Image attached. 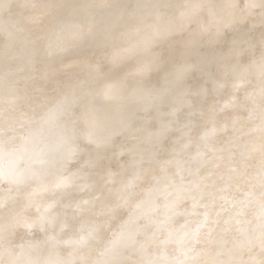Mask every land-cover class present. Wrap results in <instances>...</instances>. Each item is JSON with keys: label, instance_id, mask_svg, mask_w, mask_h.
Returning <instances> with one entry per match:
<instances>
[{"label": "bare ground", "instance_id": "bare-ground-1", "mask_svg": "<svg viewBox=\"0 0 264 264\" xmlns=\"http://www.w3.org/2000/svg\"><path fill=\"white\" fill-rule=\"evenodd\" d=\"M15 1H17V0H15ZM23 1V0H22ZM25 1H28V0H25ZM33 1V2H32ZM32 1H28V2H25V5H26V3L29 5V4H31L32 5V3H34L33 4V6H31V5H29V7H30V9H32L31 7H33L34 9L32 10V11H30V13L33 15V17L37 20V19H39V18H41V21H47L48 19V17H49V14H51L52 13V15L55 13L56 14V11H57V9L58 10H60L61 12H65L63 9V7L61 8V4H62V6H64L65 4H66V2H65V0L61 3V0H59V1H57L56 0V2L58 3H60V5H58V6H56V8H55V6H52V4L54 3V2H51V3H49V0H47L48 1V3H47V1H45L44 0V3H39V4H41V5H39L38 6V4L37 3H35L34 2V0H32ZM41 1H43V0H41ZM50 1H52V0H50ZM69 3L72 1L73 2V5L72 6H74L75 4H74V2H75V0H67ZM77 2H78V0H76ZM80 1V0H79ZM85 1H87V0H84L83 2H84V6H83V3L81 4L80 2H79V4H78V10L80 9V8H83L84 7V9H86L85 11H83V12H86L87 10H88V8H87V5L89 4V6L88 7H90V10L92 11V15H93V13H95V14H101L102 16H100V15H98V16H100L99 18V20H101L102 18L101 17H106V14L105 13H103V12H101V9L103 8V7H101V9H100V12H99V9H97V8H95V5L97 4V7H100L101 5L100 4H105V3H108V2H102V0H91L90 2H88V4H86V7H85ZM104 1V0H103ZM105 1H109V0H105ZM114 1V4H116L115 3V0H113ZM113 1H110V2H113ZM125 1V0H124ZM136 0H134V2H135ZM142 1V0H141ZM140 1V2H141ZM150 2H151V0H149ZM155 0H153L152 2H154ZM158 2H159V4H164L163 2H166L165 0H163L162 2H161V0L159 1V0H157ZM168 1H172V0H168ZM167 1V2H168ZM176 1V0H175ZM175 1H173L172 3H174V4H179V6H178V4L177 5H175L176 6V8L175 7H172V6H174V5H172V3H170V4H167V3H165L164 5L166 6V4L169 6V5H171V6H163L162 4V8H161V6L158 4V6H160V7H158L157 6V4H155L157 7H158V9H157V7L155 8V6H154V3L156 2H154L153 3V6H151L150 5V2H148V1H144L145 2V4H146V2H148L145 6H146V8H148L149 7V5L152 7V8H155V10L154 11H158V10H161V9H163V7H165V8H167L165 11H167V10H170L172 13L173 12H177V11H179V12H177V14H176V16H174L173 14H171L170 12L169 13H167V12H165V14H167V17L169 16L168 14H170V15H173V18H170V19H172V20H174V17H176V18H178L179 19V17H181L180 19L181 20H184L183 18H186L187 17V19L190 21V24H191V26H193L194 25V22L192 23L191 22V18L194 20V19H198L199 18V15L197 14V13H201V11L204 9V8H206L208 5L209 6H211V2L209 3V1H211V0H207L208 2H206V0H205V2L206 3H208V4H206L203 0H202V2H204L205 4H203L202 2H201V0H195V1H191V0H189V3L190 4H193V2H196L194 5H192L191 7H193L192 8V10H194V8H195V12H193V15H194V13H196V10H198L197 11V13H196V15H198L197 16V18H195L193 15V17H191V14L190 15H188V13H187V15L188 16H190V17H188V16H186V15H184L183 13V15L182 16H186V17H182V16H180L181 14H178V13H180V12H184V11H186V10H184V8H183V5L185 4V3H188V1H186L185 0V3L183 4V0H181V3L183 4V5H181L180 4V0L179 1H177L176 3H175ZM191 1V2H190ZM213 1V0H212ZM218 1V0H217ZM223 1V0H222ZM225 2H221V0H220V2L221 3H218V2H215V0H214V2H215V4H222V3H224L225 4V9L223 8V4L221 5V8H222V12H224V10H227V12L229 11H231V10H229V7H228V9H226L227 8V4L229 3V5L230 4H232L231 3V0H227V4H226V0H224ZM230 1V2H229ZM244 0H242V4L244 3L243 2ZM245 1H247V0H245ZM249 1H251V2H249ZM254 1L255 0H248L247 1V4H246V6H249L250 8H252L253 10H255V9H257V8H259V9H257L256 11H258V10H260L262 7H260L261 5H262V3H264V2H262L263 0H260V1H255V2H261V3H259V5L260 6H254L253 4H251L252 2L254 3ZM12 2H14V0L12 1ZM18 2H20V0H18ZM31 2V3H30ZM55 2V3H56ZM71 2V3H72ZM116 2H119V0H116ZM123 0H121V5H120V2H119V6H117V9H119L118 10V13H119V11H120V13L121 14H118L117 13V11L116 10H114V9H116L115 7H114V9H113V11H109V12H106V13H110V14H112L114 11L116 12V14H118V16L120 17V15H122V16H124V19H123V17H122V19L123 20H125L126 18L125 17H127V15H128V12L131 10V8H133V6H130L129 8H130V10H129V8H126V7H123V6H126L127 4L126 3H128L129 2V0H127V2L125 3L124 2V4H126V5H124L123 3ZM130 2H131V0H130ZM132 2H133V0H132ZM131 2V3H132ZM133 2V4H135ZM138 1H136V3H137ZM140 2H139V4H140ZM143 2V1H142ZM198 2V3H197ZM199 2L200 3H202L201 5L199 4ZM213 2V3H214ZM237 3V1H233V3ZM249 2V3H248ZM17 3V2H16ZM16 3H13L14 5L16 4ZM21 3V2H20ZM65 3V4H64ZM76 3V2H75ZM131 3H128V6H129V4H131ZM157 3V2H156ZM169 3V2H168ZM188 3V7L189 8H191L190 7V4ZM246 3V2H245ZM23 4V6H24V3H21L20 5H22ZM35 4H37V6L35 5ZM42 4H43V6H42ZM110 6H111V4L110 3H108ZM113 4V3H112ZM116 4V5H117ZM122 4H123V6H122ZM139 4H136L137 6H135L132 10H134V9H136V7H139L140 5ZM142 4H144V3H141V5ZM149 4V5H148ZM200 5V6H198V5ZM241 4V5H242ZM248 4H250V5H248ZM254 4H256V5H258L257 3H254ZM12 4H11V1L10 0H0V36H2L4 39V46H2V45H0V46H2V48L0 49V92L1 93H4V94H2L3 96L1 97L2 98V100L0 99V105L2 104V105H4L5 104V102L6 101H10L9 103H11V101H13V99L11 100H9V97L11 98L13 95H14V93H15V91L17 92L18 90H19V88H16V86L14 87V86H11V83L10 82H12L13 80H17L19 77H17V78H13L15 75H17V76H19V75H21L22 76V74H23V72H24V74H25V71H23V72H21V70H26V66L27 67H31L30 65V62H31V60L33 59V60H36V62L38 63L39 62V60L37 61V59L35 58V57H32L31 58V56L33 55V54H35L36 53V55H37V53H39L40 52V50H41V48H40V50L38 51V52H35V51H37V49H36V47L34 48V49H36V50H34V49H32V47H34L35 45H33L34 43H33V41L35 42V44H37L36 46H39L40 44H41V47L42 46H44V47H42V48H44L45 50H44V54L46 55V52H47V50L49 51V52H55V51H60L59 53L58 52H56L57 53V55H59L60 53H61V55L60 56H58V57H63V58H65L66 56H63L62 54H63V52H65L66 50L65 49H67V47H68V45L67 46H65L66 45V42H65V39H68V35H70L71 36V34H69L68 32H70L71 31V29H72V36H73V34L74 33H76V35H78V34H80V35H82L81 33L82 32H80V31H78V32H76V29L75 28H77L78 27V29H80V27L81 26H84L85 25V23L87 24L88 22H85L84 23V21H87L88 19L90 20V22L94 19V21H95V19L96 20H98V17H95V18H93V16L95 15H91V11H89L88 13H83L82 12V10H84V9H82V10H80V12L82 13V16H80L81 18L83 17V15H85L84 17L85 18H87V16H88V14L90 15V18H88V19H85V20H83V19H81V18H79V19H81L83 22H81V21H79L77 18H78V16H77V14H75L76 12H74L73 14H71V12L69 13V14H67L66 12V14H67V16H66V18L64 17L63 18V16H65L66 14L65 13H63V16H61L59 19H57L56 17H58V16H60V11H58V12H60L59 14H58V16H55V18H56V22H55V24L54 25H51V24H53V22L55 21V19H54V21H52L51 22V20H53V19H51V17H52V15H51V17H50V19L51 20H48L49 21V24L51 25V26H54V27H51V29L52 28H54L52 31H50L51 33H47L48 35H49V37L46 35V33L45 32H43L42 30H44V29H46V27L47 26H49L47 23H45V21H44V23L42 24H40V19H39V21L37 22V24L39 23L40 25H41V27H40V25H37V27H35L36 26V24H35V22H33L34 21V19H30V20H28L27 18L29 17H24V16H27V14H26V10H22L24 7H19L20 9H21V11H24L25 12V14H24V16L22 15L23 14V12H21V15L23 16V18H26V20H28L27 22L28 23H30V21L31 22H33L34 24H32V23H30L32 26H30V24H28L27 26H28V28H29V26H30V29L32 28V31H33V29L35 30H37V28H39L40 30L42 29V27H44V24H45V28L44 29H42L41 31L38 29V31H40V33H44L43 35L45 36V38L44 39H46L47 37V42L46 41H44V39H42V34H40L38 31H37V34L39 33L40 34V37H41V39L40 40H42V41H44V42H46V44L44 45L43 43H40V41L39 40H33V38H35V39H37V36H35L36 35V33H35V31L32 33L31 32V30H30V32L28 31L29 29L27 28V26H26V28H25V26H23V27H21L24 23H23V21L21 22L20 21V23H19V25H15V24H17V22L19 21V20H17V21H15V23L13 24V23H11V24H13V25H15V26H13V27H16L17 26V31H15L14 32V30H13V27L12 28H10V26H12V25H8V18L7 17H5V19H4V17H2L1 16V12L3 11V10H7V11H10L11 9H10V7H13V5L11 6ZM17 5V4H16ZM15 5V6H16ZM19 5V4H18ZM28 5L27 6H25V9H26V7H27V9L29 8L28 7ZM54 5V4H53ZM68 5V3L66 4V6ZM70 4H69V8H70V10H71V8H72V6H71ZM81 5H82V7H81ZM108 5V6H109ZM139 5V6H138ZM186 5V4H185ZM196 5V6H195ZM203 5V6H202ZM207 5V6H206ZM228 5V6H229ZM244 5V4H243ZM242 5V6H243ZM251 5H252V7H251ZM40 7L41 6V8H39L40 9V11L37 9V11L36 12H34V10H36V8L35 7ZM65 6V7H66ZM71 6V7H70ZM77 6V5H76ZM76 6H74L75 8V11H77L76 10ZM79 6H80V8H79ZM103 6V5H102ZM105 7L104 8H106V5H104ZM123 7L122 9L121 8H118V7ZM144 6V7H145ZM148 6V7H147ZM182 7V9L184 10H182V11H180L181 9V7ZM198 6V7H197ZM202 6V8H201V10H199L198 8L199 7H201ZM206 6V7H205ZM219 6V5H218ZM231 6H234V5H231ZM231 6H230V8H231ZM242 6H239V7H236V5H235V7H232L233 9L232 10H234V8H235V11H236V15L235 16H237L238 15V13H239V18H237V20L239 21H241V18H242V14H244V13H246L247 14V11H248V16L249 17H251V15H252V17L253 16H256V15H254V14H256V12L255 11H252L253 13L251 14V15H249V10H244V9H248V7L247 8H245L246 6H244V9H243V7ZM256 7L255 9H254V7ZM58 7H60V8H58ZM93 7V8H92ZM142 8H140L139 10H137V11H139V13L137 12V15L139 14H142V12H140V10L141 9H143L144 10V8H143V6H141ZM151 7L149 8L150 9V12H154V11H152V9H151ZM177 7H178V9L179 10H177ZM180 7V8H179ZM17 9H18V7H16ZM16 8L14 7L13 9L16 11ZM97 9L98 10V12H97V10H95V9ZM113 8V7H112ZM126 8V9H125ZM161 8V9H160ZM170 8H172V9H174V10H172V9H170ZM185 8H187V7H185ZM209 8V7H208ZM208 8H206V11L207 12H209L208 14L210 15V13L212 12V11H214V9L213 10H207ZM213 8H215V11H218L217 10V7H216V5H215V7L213 6ZM238 8L240 9V8H242L243 9V11H245V12H243L242 11V9L240 10V11H242L243 13H241V15H240V12H237V10H238ZM249 8V9H250ZM12 9V10H13ZM65 9H67V8H65ZM73 8H72V10H74ZM93 9V10H92ZM122 10V12H121V10ZM176 9V10H175ZM188 9V8H187ZM219 9V8H218ZM224 9V10H223ZM263 9H264V4H263ZM263 9H261V10H263ZM10 11V12H13V14H14V11ZM95 10V11H94ZM108 10H112L111 9V7L108 9H103L102 11H108ZM124 10H126V11H124ZM131 10V11H132ZM188 10H190V9H188ZM18 11V10H17ZM94 11V12H93ZM130 11V12H131ZM144 11H146V10H144ZM203 11H205V10H203ZM202 11V12H203ZM215 11H214V15L217 13V15L216 16H219V14H218V12H216L215 13ZM219 11H220V9H219ZM5 12V11H4ZM19 11H18V13H20ZM67 12H69V10L67 9ZM73 12V11H72ZM78 13V11H77V13L78 14H81V13ZM114 12V13H115ZM125 12V14L127 13V15L125 16V14H123ZM134 12H135V10H134ZM134 12L132 11V13H130L129 15H130V20L127 18V20H125V22L123 21V20H121V21H123V22H121L119 19L121 18H119V17H117V18H119L118 20H117V18H116V22L118 23L119 22V24H123L124 25V28H122L123 26L121 25H117V23L115 22V18H114V22L116 23L115 24V26L113 27L112 25L114 24L113 23V20H112V17L110 16V15H107V17L106 18H103L102 19V21H104V19H105V23H107V24H109L110 25V23H112V25H110V27H109V25L107 26H105V28L107 27V29H105V28H103L102 27V25L103 24H105V23H102V21H99L101 24V26L99 25V22L98 21H96V22H98V23H96V22H94V21H92L91 23L93 24V25H91V23L89 22L88 24H90L89 26H92V29H94L95 28V32H94V34L93 33H88V30L89 31H91V28H89V26L88 27H83V28H89L88 30L86 29V31L84 30V29H80V30H84L85 31V33H87L88 35L89 34H91L90 35V37H92V35H93V38H91L92 39V41L90 42L89 41V39H90V37L88 38V40L87 39H83V38H81V40L83 39L84 41H89L90 43H91V45H93V48H92V46L90 47L89 45H88V43H86L88 46H86V47H88L89 49L86 51V49H85V47H83L84 45H86L85 44V42H83V46H82V44L80 43L81 41H77L78 43H80V45L82 46H78V47H81L82 49H85V50H82L81 48H79V49H81L83 52H81L79 55H82V56H80V57H83V55H85V56H87L86 55V52H88L89 51V54H88V56H87V58L89 57V55H90V51H91V49L90 48H92V50L94 49V47H95V45H97V46H99V47H95V49L94 50H99V51H101V50H103L102 52H104L103 54H102V52H101V54L99 53V51L97 50V51H95V52H97V53H99V55L100 56H102L103 55V58H102V61L101 62H103V64L101 63H99L100 64V66H98V67H92L91 69H89V70H87L86 72H84L85 73V75L83 76L84 77V81L83 80H81V78H80V76H79V78H80V80L81 81H78V82H82L83 81V84H84V82H85V84H87V86H89V91H90V88H91V86L94 88V86H96V85H98L99 86V88H100V85L101 86H104L105 88V91H106V93H105V95H107V96H109V95H112V97H110V98H112V99H108V97L107 96H105V97H99V95H98V93L97 92H99L98 91V89H96L97 90V92H92V91H94V90H91V94H89V96L90 95H92V93H93V97L94 96H96L95 94L97 93V95H98V97L97 98H101L100 99V101L96 98V97H94L95 99H97V101L95 100V102H92V101H94L93 99L91 100V103H98V102H100V103H98L97 105L100 107H98V108H95L94 107V109L92 110V107H93V105L92 104H90V107H88L86 110H85V112H84V118H85V120H84V126H83V131L80 133V134H82V136L81 135H79V134H76V135H78V136H81L80 138H84V139H81V140H85L86 142H84L83 141V143H89L90 145L92 144V146H94V141L95 140H97V139H99L100 141H102L103 143H100V141H99V143L101 144V146L105 143V141H106V143L107 142H111V138L109 139V141H107V139H108V137H110V135H112L113 133H118V131H120V130H124V129H122V128H125L126 126H128L129 124H130V127H132V129L134 128V126L132 125L131 126V123L133 124V122L131 121V119H132V116L135 118V114L137 115V114H139V112L141 113V111H139L138 109H143V113H144V116L146 115V116H149L148 115V111L149 110H153V112H155L156 111V107L159 109V107H161L160 108V111L158 112V111H156V112H158V114L156 115V117L154 116V115H152L151 117H153L154 116V119H155V121H154V119L152 120V119H150L149 120V123L151 122V121H154V122H156L155 124H156V130L154 131V127H155V125H154V127H153V132H152V130H151V135H152V133L153 134H155L156 133V135H153L154 137H151L150 139H146L145 140V138H144V136L145 137H147L146 136V134H149V133H147L148 132V130H149V127H148V129H145L146 131H144V134H145V132H146V134L144 135L143 134V132L141 131V129H140V127H142V129L144 128L143 126H141V125H143V123L141 124V122L142 121H139V120H134V121H136V123L138 122H140L138 125L137 124H134L135 125V127H136V129L134 130V132H136V130H137V132L138 133H141V134H143V135H141L142 136V138L145 140H143V142L142 143H138V142H135V140L133 141V142H135V145L136 146H130V147H128V149H126L127 150V152H126V150H125V153L126 154H124V161H119L116 165H112V164H109V163H106V164H102L101 166H103L104 165V167H103V170L101 171V174L99 175L100 177H102V176H106L107 178H108V184L106 185V187H105V189L98 195V196H96V197H94V198H92L91 199V201H90V203H89V206H90V208H91V210H92V213H93V215H94V217L96 218V220H97V224H98V227H99V229H101V231H99V232H101V240L99 241V243L98 244H95L94 246H93V248L92 249H90V250H80V251H70V252H66V254H56L55 256L54 255H50L49 254V252H47V250H44V251H41V250H39L40 248H37V246H35V245H29V246H24V247H22L21 249L20 248H18L17 246H16V250L14 249V248H12L14 251V253H8L7 254V251H8V249H5L4 248V250H6V251H4V252H6V254H4V252L2 253V252H0V264H229V262L231 261V263L230 264H235V262H237V261H239V260H241L242 261V259L244 260L245 258H242L241 259V254L239 253V251L240 252H244V251H241L242 249V247L245 249L246 247H244V246H247V245H249V246H252V247H250V249L252 248H254L255 249V247H253L254 245H257L256 246V250L257 249H263L264 248V234L262 235V233L264 232H261V229H262V227H263V223H261V222H245V224L246 225H244L243 223V226H244V228H242L241 229V231H240V234L238 235V236H240V238H236V236H235V240L234 239H232V243L230 242L229 244L230 245H232V246H229V244L228 245H226V244H224L225 242L226 243H228L226 240H224V239H221V238H219V236H220V234L225 230V228L228 226V225H230L233 221L232 220H234L233 218H227V219H225V221H223V220H219L218 218H217V216L215 217V214L218 212V211H221L222 209H225L229 214H232V216H234L235 218H237V217H240L242 214H243V211L249 206V208H250V206H252V208H254V210H252L251 208H250V210H252V211H257L256 209H258V211H260L262 208H264V100H261L260 101V103L258 104V106L257 107H255V105L257 104V101H259V99H257V101H256V103H255V105H252V106H254L255 108H252V110L254 109H257V110H255L256 112L255 113H257V116H258V118L255 116L254 117V119L256 118L257 120V122L254 124V119L250 116V117H248L249 115H251V113H253V111L248 115V116H246V115H244L243 113V115L241 114V107H240V104L238 103L239 102V100L241 99L240 97L241 96H243V95H241V96H239V98L240 99H237L236 97H234V103H232L233 102V100H232V102H230V103H228L230 106H228V105H226L227 107L226 108H224V109H221V110H219L217 113L215 112V110H214V107L216 106V105H213L212 104V100L214 99V98H216V97H218L219 96V93H220V90L221 91H223V89H225L226 88V91L227 92H229L230 94H232L233 93V89H232V85H234L235 84V82L233 83V80H235L236 78H237V80H238V85H242L243 84V87H244V85L246 84H248L247 83V81H246V78H247V80H248V82L250 81V83H251V81H253V83H257L256 84V86L258 85V87H256V86H254L253 85V87H256L255 89H257L258 88V90H261L262 89V87H264V81H262V78H263V80H264V77L262 76V71L264 70L263 68L264 67H262V68H260L261 66H263L262 64H261V60H259V62L257 63V61H256V63H255V61L254 60H256L257 58H255L254 59V57L253 58H251V59H254L253 60V62H251V64L249 63V65H246V64H244V65H246V66H244V65H242V63L240 64V63H238V65L237 64H235V62H233L232 63V61H231V57L229 58V56H228V58L230 59H227V60H229V63L231 62V66L229 67V68H224L223 66V62L224 61H226V58H227V54H231V56H232V54L234 53V51H236V50H234V49H236V45L238 44V43H240L239 41H238V38L239 37H241L242 38V40H243V42H241V44L242 45H244V41H246V44L247 45H245V46H243L244 48H247V47H249V49H250V46H251V42H252V44L254 43V41L257 39L258 40V42H261V43H259L260 45H257V46H261V45H264V43H263V36H264V31H262V32H260V30H263L264 29V24H263V22H264V18L262 19V17H264V16H258L259 15V13L258 12H260V11H258L257 12V17L259 18V17H261V18H259V20L260 19H262V21L260 20V21H258V19H257V26H255L256 25V23H255V28L257 27V29H258V25H260V23L261 24H263L262 26H259L260 28H259V32L260 33H262L261 35H262V39H261V41L258 39V37L256 36V33H254V32H256L257 31V29H255L254 27H251L252 26V23L251 22H253V20H251L252 19V17L251 18H249V19H243V18H245L247 15L246 14H244L245 15V17L243 16V23H244V21L246 20V22H245V25L247 24H251V30H253L252 28H254L255 30H254V35L255 36H253V35H248V33H249V31L251 32V30H250V27H249V30L247 29V30H245V32L244 31H242L243 33H246V35L248 36V37H246V36H241L242 34L240 33L241 31L240 30H238L239 28H240V26H238V21H236V17L234 18V14H235V12H233V13H229L231 16H230V18H231V20H228L229 19V14H228V16H227V14H225L226 13V11H225V15H224V20H225V17H226V20H228L227 22H228V24H227V22H223L224 24H225V27H227L228 25L230 26V24H229V22H235L234 24H236V27H235V25H234V27L237 29H235L237 32H234V34H232L233 36H231L232 37V39L235 37V36H239L238 38L236 37V41H237V43H236V45H234V46H232L233 45V41H231V39H230V41L231 42H233L232 44H227L228 42V40L227 41H225L224 40V38H223V36L221 37V35L222 34H224V32H222V30H225V28H223L222 26V24H221V22H220V24L217 22V21H219V20H223V19H221V18H223V17H221V15L219 16L220 17V19H218V17H216L215 16V20L214 19H212L211 17H213V12L211 13V15L210 16H207V17H205L206 16V12H204L203 13V15H201L203 18H201V19H206V18H208V19H206V20H209V21H206L205 20V22H210V21H214V22H212L211 23V25H215V27H217V28H219V25H220V27H222L223 29L221 30V28H220V31L219 32H221V33H218V35H220V37L219 36H216V35H214L213 33H211V31H210V34H213L214 36H216L215 37V39H220V38H223V39H221L222 41H223V43L219 40L218 42H220L221 44L220 45H222L223 44V46L225 45V44H227V46L226 47H228L229 46V49L231 50V48L233 49L232 51H233V53L231 52H229L230 50H228V48H226L227 50H228V52H227V50H225V48L223 47V49H224V51H223V49H220V50H222L224 53H223V57H224V61L222 62V60H221V62H222V64H220L219 62H220V55H219V58H218V56L216 55V57H217V60L215 59L216 57L214 56L215 54L214 53H212V54H214V55H212V56H214L215 58H213V59H210L211 57H209V58H207L208 56H211V55H209L208 54V52H207V48L205 47L206 46V42H205V44H203L202 42H203V40L201 41V42H199L200 41V39L199 38H197V40H196V36L199 34H197L196 33V31H197V29H199V28H197V29H195V28H193V29H195L196 31H194V30H192L191 29V27H186L185 28V30H184V28L182 29V26H186L187 24L185 23V20H187V19H185L184 20V22H182L181 24H182V26H181V24L180 23H177L176 22V18H175V20L174 21H172L171 20V22H173V23H177V26H179L178 24H180V28H179V34H178V32L176 31V29L178 30V27L176 26V24H173V23H171V22H169L168 21V18H166L165 16H163V17H165L166 18V23H164V18L162 19V17L160 18V16H162V15H158V12H157V14H154V13H152L151 15H150V13L148 12V11H146V14H142L145 18V21H143L144 19H143V17H141L142 15H140V16H138V18L139 19H137V17H136V19H132V17H134V16H131V14H134ZM187 12V11H186ZM185 12V13H186ZM190 12H191V10H190ZM255 12V13H254ZM262 12V11H261ZM264 12V11H263ZM262 12V15H264V13ZM7 15H6V14ZM3 15L4 16H8L11 20H10V22L11 21H13V18L14 17H12V13H9V12H5ZM17 13V14H18ZM27 13H28V10H27ZM30 13H28V15H30ZM164 14V11L163 12H159V14ZM206 13V14H205ZM8 14H10V15H8ZM12 14V15H11ZM15 14H16V12H15ZM54 14V15H55ZM56 14V15H57ZM65 14V15H64ZM103 14H105V16H103ZM115 14V15H116ZM148 14V15H147ZM175 14V13H174ZM20 14L17 16V15H15V17L17 16L18 18H15V20L16 19H19L20 18V16H21ZM32 15H31V18H33L32 17ZM48 15V17H46V16ZM54 15H53V17L52 18H54ZM62 15V14H61ZM69 15V16H68ZM73 15H76L77 16V18L76 17H74ZM87 15V16H86ZM97 15H95V16H97ZM134 15H136V14H134ZM223 15V14H222ZM14 16V15H13ZM45 16V18L47 19H42L43 17ZM71 16H73V18L71 17ZM111 17V20H112V22H110L109 23V21H111L110 20V18L109 17ZM112 16H114L113 14H112ZM146 16H148L147 18H146ZM159 16V18H160V21H162V26H164V24H165V29L167 28V26H168V23L169 24H172V26H175V27H177V28H175L174 27V31H176L177 33H175V32H173V30H172V28H171V30H172V34H173V39H172V41H171V37H172V34L170 33V31H169V27L167 28L168 29V32H166L167 30H165V29H163V31H164V33L163 34H167L168 36H170V37H168L167 35V37H168V39H165V35H164V37H161V39L162 38H164L165 40H163L164 41V43L162 42V40L159 38V35H160V33L161 32H163V31H160V30H162V26H161V23H159V25H160V30L158 31V32H160L159 33V35H158V32L155 30L156 29V26H159V25H156L157 23H155L154 22V19L156 18V17H158ZM232 16H233V18L235 19V21L232 19ZM92 17V18H91ZM129 17V16H128ZM141 17V18H140ZM211 19H210V18ZM241 17V18H240ZM63 18V19H62ZM254 18V17H253ZM73 19H75V21H77L78 20V25L76 24L77 22H75ZM107 19H109V21L108 22H106L107 21ZM177 19V21H180L181 22V20H178ZM201 19H199V20H197V22L198 21H200ZM21 20V19H20ZM26 20L24 19V21L26 22ZM129 20V22H132V23H128L127 21ZM133 20V21H132ZM137 20H141V22L143 21L144 23H142L141 24V27H138V28H136L134 25V23L137 21ZM192 20V21H193ZM250 22V23H248V21ZM254 20H256V18H254ZM135 21V22H134ZM157 21V20H156ZM159 21V20H158ZM157 21V22H158ZM159 21V22H160ZM189 21H186L187 23L189 22ZM195 21V20H194ZM239 21V22H240ZM72 22H73V24H76V26L74 27V25H72ZM75 22V23H74ZM81 22V23H80ZM121 22V23H120ZM134 22V23H133ZM196 22V21H195ZM218 24V26H217V24ZM255 22V21H254ZM254 22H253V24H254ZM260 22V23H259ZM71 23V24H70ZM80 23V24H79ZM200 23V22H199ZM213 23H215V24H213ZM233 23H232V25H233ZM242 22L240 23V24H243ZM10 24V23H9ZM47 24V25H46ZM57 24V25H56ZM97 25L98 24V26H96L95 27V25ZM189 23H188V25H190ZM239 24V25H240ZM56 25V26H55ZM71 25V26H70ZM156 25V26H155ZM167 25V26H166ZM197 25V27H198V25L199 24H195L194 25V27ZM200 25H205L203 22H202V24H200ZM199 25V26H200ZM207 25H208V23H207ZM210 25V24H209ZM210 25V26H211ZM244 25V24H243ZM39 26V27H38ZM73 26V27H72ZM94 26V27H93ZM111 26H112V28H115V29H113V30H115V32L117 33H115L114 31H112V30H110V29H112L111 28ZM116 26H118V27H121V29L119 28V29H117L116 28ZM138 26H139V23H138ZM170 27H172L171 25H169ZM212 26V27H213ZM242 26V25H241ZM9 27V28H8ZM19 27H21V29L19 28ZM34 27V28H33ZM72 27V28H71ZM231 27V26H230ZM234 27H232L233 28V30H232V32L233 31H235L234 30ZM237 27H239V28H237ZM261 27H263V29L261 28ZM19 28V29H18ZM158 28V29H159ZM188 28H190V31L192 30V31H194V33H196L194 36L195 37H193V39H192V37H190L188 40H187V38L186 39H183V37H187V35L185 36L184 34L187 32V31H189V29ZM201 28H203L202 26H200V29ZM229 28V27H228ZM228 28H226V30L227 31H229V33H230V28L228 29ZM15 30H16V28H14ZM49 29V28H48ZM47 29V30H48ZM69 29H70V31H69ZM157 29V30H158ZM188 29V30H187ZM199 29V30H200ZM209 30L210 29H212V30H215L216 28H211V27H209L208 28ZM47 30H44V31H47ZM117 30V31H116ZM118 30H121V31H118ZM181 30H184L183 31V34L181 33L180 34V32H181ZM187 30V31H186ZM198 30V31H199ZM217 30H219V29H217ZM215 31L216 33L218 32V31ZM107 31H111L110 33L109 32H107ZM201 31H205L204 30V28H203V30H200V32ZM248 31V32H247ZM257 31V32H258ZM28 32V34L30 33V34H34L33 36H35V37H31L32 38V44L30 43V41L28 42L29 44H27V43H25L24 44V46L26 45H30V46H28V47H30L29 48V50L31 51V49L32 50H34V52L33 51H31V52H33L32 54H30V56H28V52H27V48H26V46L24 47L23 45L22 46H20L22 43L20 42V40H22V38L23 37H20L21 36V34H26ZM70 32V33H71ZM93 32V31H92ZM122 32V33H121ZM231 32V33H232ZM257 33V35L258 34H260V33ZM84 32H83V34H85ZM114 35H113V34ZM168 33H170V34H168ZM193 32L192 33H189V32H187L186 34H190L189 36H191V34H194ZM206 33V32H205ZM226 33L227 32H225V34L224 35H226ZM239 33H240V35H239ZM252 33V34H253ZM27 34V35H28ZM29 34V35H30ZM87 34H85V35H87ZM176 34H178V38L180 37L179 35H182L181 36V39L179 38V40L177 39V38H175V35ZM201 34V33H200ZM236 34V35H235ZM238 34V35H237ZM23 35V36H24ZM26 35V36H27ZM203 36H204V34H202ZM245 35V34H244ZM79 36V35H78ZM160 36H162V33H161V35ZM202 36V37H203ZM205 36H206V34H205ZM250 36H253L252 38H250ZM1 37V38H2ZM25 37V36H24ZM30 37L28 36V37H25V38H23V39H25V41H23L22 40V42H27L28 40L26 39V38H29L30 39ZM39 37V36H38ZM39 37V38H40ZM67 37V38H66ZM77 37V36H76ZM69 37V40H66V41H68V43L70 42V38H74V39H72V40H74L75 42H76V40L75 39H79L81 36H79V38L77 37ZM166 37V38H167ZM176 37H177V35H176ZM202 37H200L201 39H202ZM218 37V38H217ZM230 37V38H231ZM243 37H245L246 38V40L243 38ZM254 37H256V38H254ZM21 38V39H20ZM85 38H87L86 36H85ZM176 40H178L179 42H181V40L183 41V40H185V41H183V42H185V43H178L180 46H178L177 48H178V50H179V47H180V49L181 48H183L184 46H187L188 44H190V39H192V40H194V38H195V40L197 41V43L199 42V43H201V44H203V46L206 48H204V50L206 51L205 53H207L208 54V56H207V54L205 55L204 54V50L202 51V53L204 54H202V56H205L204 58H207L208 60L210 59V61L209 62H211V63H209V62H206L205 61V63L207 64L208 63V66L210 65V64H212L213 63V61H211V60H215L214 61V63H216V65H213V66H215V67H213V66H211L210 65V67L209 68H207L208 66L205 64V66H207V67H201L200 65L202 64V63H197L198 61H197V58H198V56H196V53H195V55L193 54V58H192V56H190V55H192V53H190V52H193V50H194V48L197 46L198 48H196V49H198V51L197 50H195V51H197V52H199L200 53V50H202V49H200L199 50V46L198 45H196V46H194L195 45V43H194V45H193V43L192 42H196V41H191V43L192 44H190V45H188V46H192L191 48H193V50L191 49V48H189L188 46L186 47V50L187 49H189V50H187L188 52V54L186 53V50H184L185 49V47H184V49H181V50H183V52H185V53H182V51H181V53L182 54H185V55H183V56H185V57H189L190 59H193L192 61H193V63L195 62V60H194V58L196 59V65H197V67L199 68V67H201V69L202 70H204L203 68H206V70H204V71H202L200 68H199V70H200V72L202 71V73H200L199 72V74L198 73H196V74H198V75H202L204 72H207V73H204V74H208L209 72L208 71H210V70H212V69H210V68H215V69H217V72H215L214 74L217 76V79H215V80H213L214 78H212V77H210V79H212L213 81H212V84L210 83V80H209V78L208 79H204V78H202V76H204V74L202 75V76H200L199 78V80H201V79H203V80H207L206 81V85H208L207 84V82L208 83H210L211 85H210V90L207 92L206 90H204V88L203 89H201L203 86H205V88L207 87L206 85H205V81L203 82L204 84L201 86L200 84L202 83V81L203 80H201V82L200 81H198L197 79H198V77L196 78V80H197V83L196 82H194L195 81V79H194V81L192 80V78H191V83L193 84V83H195L196 85L198 84V85H200V86H197V88L199 89H197L196 90V92L200 95V94H204V95H201V97H202V100L201 101H196L195 99H193L192 100V102L190 101V102H188L187 100H188V98L186 99V96L184 95V92L185 91H187V90H191V89H188L187 87H184V85H185V83H182V82H180V81H188V79H189V77L187 78V80H185V79H183V78H181V76L182 77H184V78H186L188 75L187 74H192V72L193 71H191L192 69L195 71V69L194 68H192L190 65H191V60H187L186 58H184V59H186V60H184L183 61V63H185V61H186V63H188V64H190L189 66H190V68L187 66H184V64H179V63H177V62H179L178 60H177V58H180V56L177 54V53H180V51L179 52H177V48H176V45L175 44H177V42L176 41H174L175 39ZM209 38V37H208ZM198 39H199V41H198ZM204 39H205V37H204ZM207 39V38H206ZM214 39V37H213V40H215ZM233 39V40H234ZM248 39V40H247ZM249 39L251 40V39H254V40H252V41H249ZM1 40V39H0ZM31 40V39H30ZM160 40V41H159ZM168 40H170V42L169 43H171V42H173V43H175L174 44V47H170L169 46V48H168V45L167 44H169V43H165V41H168ZM212 40V39H211ZM240 41H241V39H239ZM2 41V40H1ZM17 41L18 42H20L21 44L19 45L18 43H17ZM37 41H39V43L40 44H38V43H36ZM186 41H189V43L187 44L186 43ZM209 41V40H208ZM235 41V42H236ZM213 43L215 42V41H212ZM224 42H225V44H224ZM247 42H249V43H247ZM257 41H255V47H256V43H258ZM1 43V42H0ZM17 43V44H16ZM67 43V44H68ZM72 43H74L73 41H72ZM149 43H151V44H149ZM173 43H172V45H173ZM198 43V44H199ZM230 43V42H229ZM2 44V43H1ZM43 44V45H42ZM70 44L71 43H69V50H68V53H69V51L70 52H72V53H70V54H68V57L67 58H65V59H67L68 60V62H69V59H70V57H71V54L72 55H74V58L76 59V57H78L76 54H77V50L76 49H78V48H76L75 50H76V53L75 54H73L75 51H74V45H75V43L74 44H72L71 45V47H72V49H71V47H70ZM77 44V43H76ZM143 44V46L144 47H146L147 48V46L148 45H150L147 49H146V51H143L145 48H143V47H140V45H142ZM163 44H166V46L165 47H167V48H165L164 47V45L162 46ZM177 44V45H178ZM182 44H184V46L182 45ZM209 44H210V42H209ZM214 44H217V41H216V43H214ZM235 44V43H234ZM241 44H238L237 46H240V47H242V45ZM254 44H253V47L252 48H254ZM170 45V44H169ZM200 45V44H199ZM218 46H219V44H217ZM201 46V45H200ZM212 46V45H211ZM232 46V47H231ZM40 47V46H39ZM46 47V48H45ZM64 47H65V49H64ZM135 47V48H134ZM140 47V49H137V48H139ZM156 48L157 50H153V49H150V48ZM163 47V48H162ZM208 47V46H207ZM210 47V46H209ZM215 47V46H214ZM231 47V48H230ZM239 47V48H240ZM263 47V46H262ZM261 47V48H262ZM133 48L134 49H136V51H134L133 50ZM143 48V49H142ZM172 48H174V49H172ZM203 48V47H202ZM211 48V47H210ZM209 48V53H210V51H211V49ZM220 48V47H219ZM238 47H237V51L235 52L236 53V55L240 52V51H242V49H244V48H240L239 49ZM251 48V49H252ZM47 49V50H46ZM73 50V51H71V50ZM152 51V55H156V56H149L150 57V59L149 58H147L148 57V54H150L151 52H150V50ZM176 49V50H175ZM248 48L247 49H244L241 53H239L238 55H239V57H240V54H241V56L243 55V53H248V54H252V50L250 49V53L249 52H246L247 50H249ZM28 50V51H29ZM94 50L93 51H91V52H94ZM124 50V58H122L121 59V54H123L122 53V51ZM131 50H133V51H131ZM139 50V53H137V51ZM192 50V51H191ZM263 50V49H262ZM42 51H43V49H42ZM46 51V52H45ZM61 51H63V52H61ZM84 51H86L85 53H84ZM130 51L132 52V54L134 53V55L136 54V56H135V58L136 57H138L137 59L138 60H142V54H143V56H144V54H146L147 56H145V59H147L148 61H151V60H153V58H154V61H151V63H149L148 61H145V62H148L150 65H148L147 66V64H146V66H145V68L147 67V68H149V70L151 69V66L154 68V67H156V68H154V70L156 71V69L158 70H160V69H162L163 71H164V73L161 71H156L157 73H161V75H159V76H165L164 77V79L162 78V77H159L160 79H162V80H158V83H154V80H156V79H158L157 78V75L155 74V75H150L149 76V72H148V70H146L145 69V71H147L146 73H144V74H147L146 76H144L142 79H140L139 78V75H140V71H138V73L136 72V69L137 68H135L134 66H133V64L132 63H130V59H129V56L127 55L128 53L130 54ZM147 52V53H143V52ZM150 53H149V52ZM194 51V52H195ZM212 51L213 52H215L213 49H212ZM264 51V50H263ZM30 52V53H31ZM51 52V53H52ZM67 52V51H66ZM66 52L64 53L65 55H66ZM136 52V53H135ZM140 52H142V53H140ZM158 52V53H157ZM227 52V54H225ZM43 53V52H42ZM42 53H40V54H42ZM50 53V54H51ZM84 53V54H83ZM97 53H95V54H97ZM154 53V54H153ZM180 53V55H182ZM40 54H38L37 55V58L39 59L40 58V56H41V58H40V60H42L40 63H42L43 62V60H48V58H52V56L54 55V56H57V55H55V53H53L51 56L50 55H48L49 53H47V59L46 58H43V56H44V54H42V55H40ZM131 54V55H132ZM141 54V55H140ZM177 54V55H176ZM198 54V53H197ZM201 54H199V56H201ZM250 54V55H251ZM27 55V56H26ZM36 55H34V56H36ZM93 55V54H92ZM98 55V54H97ZM133 55V56H134ZM138 55H140L141 56V58H140V56H138ZM188 55V56H187ZM25 56H26V59L25 60H27V57L29 58H31V60H30V62H29V65H27V61H26V65L21 61V60H24V58H25ZM50 56V57H49ZM76 56V57H75ZM84 56V57H85ZM91 56V55H90ZM158 56V57H157ZM177 56H179V57H177ZM183 56H181V58L179 59V60H183ZM207 56V57H206ZM226 56V57H225ZM263 56V55H262ZM262 56H260L261 58H262ZM155 57H157L156 59H157V61L156 62H158L157 63V65H159V67H157L156 65H155ZM161 57V58H160ZM177 57V58H176ZM234 57V54H233V56H232V58ZM237 56H235V59H236V61L237 60H239L238 58H236ZM29 58V59H30ZM56 57H54V59H55ZM62 58V60H65V59H63ZM72 58V57H71ZM130 58L132 59V57L130 56ZM188 58V59H189ZM201 59L203 58V57H200ZM199 58V59H200ZM264 58V57H263ZM262 58V59H263ZM58 59L59 58H57V59H55V61H54V64H60V63H62L63 64V62H65V61H62L61 59H59V61H58ZM73 59V58H72ZM74 59V60H75ZM81 60H82V58H80ZM79 58H77V60H80ZM85 58H83V60H84ZM200 59V61L201 62H204V60H201ZM234 59V58H233ZM32 60V61H33ZM57 60V61H56ZM60 60H61V62H60ZM66 60V61H67ZM83 60L81 61V64L80 65H82V62H83ZM133 60V59H132ZM159 60V61H158ZM174 60L175 61H177L176 63L178 64V70L176 71L175 69H174V66H173V69L175 70V74H173V70L172 69H170V66L172 67V62H174ZM207 60V61H208ZM49 61L52 63V61H51V59L50 60H48V62L46 63L45 62V64H44V62L42 63V67H43V69H45L44 70V72L45 73H49V76H50V74H51V76L52 75H54V70H53V72L51 71L50 72V70H52L53 69V67L51 68V66L50 65H52L51 63H50V65H48V63H49ZM133 61H135V60H133ZM143 61V60H142ZM142 61H139V62H142ZM160 61H162V62H160ZM199 61V62H200ZM234 61V60H233ZM252 61V60H251ZM264 61V60H263ZM19 62H20V64H22V66L23 65H25L24 67H21L20 66V64H19ZM35 62V61H34ZM56 62H59V63H56ZM78 61H76V62H72L73 64H75V63H77ZM80 62V61H79ZM86 62V61H85ZM159 62L162 64H159ZM182 62V61H181ZM237 62H239V61H237ZM33 63V62H32ZM39 63V64H40ZM67 63V62H66ZM87 63V62H86ZM135 63V62H134ZM136 63H138V61L136 60ZM153 63H154V65H153ZM175 63V64H176ZM192 63V64H193ZM220 64V66H218L219 64ZM226 63H228V61L227 62H225V64ZM253 63V64H252ZM255 63V64H254ZM261 64V66H257L258 64ZM264 63V62H263ZM34 64H36V63H34ZM34 64H32V68H33V66H39L40 68H41V64L39 65V64H37V65H34ZM77 64H79V63H77ZM84 64V63H83ZM96 64V63H95ZM188 64H185V65H188ZM198 64H199V66H198ZM247 64H248V62H247ZM44 65H46V67L44 68ZM48 65V66H47ZM137 65V64H136ZM139 65V64H138ZM181 65V67H183L184 66V68H186V69H184V68H181V67H179ZM203 65H204V63H203ZM223 65V66H222ZM227 65V64H226ZM232 65H234V66H232ZM18 66H19V69L20 68H22V69H20V72L22 73H20L18 70ZM56 67H57V65H55ZM78 66V65H77ZM77 66H75V67H77ZM86 66V65H85ZM160 66H162V67H160ZM193 67H195L194 66V64L192 65ZM216 66H218V67H216ZM229 66V65H228ZM59 67V66H58ZM57 67V68H58ZM175 67V68H176ZM219 67H222V68H219ZM25 68V69H24ZM31 68V70H28V73H29V71H30V73H32V70L34 71V69H32ZM39 68V69H40ZM47 68H50V69H47ZM62 68H65V66H63ZM81 68V67H80ZM82 68L83 69H81L82 71H85V67L82 65ZM87 68V67H86ZM143 67H141V69H142ZM184 69V70H181L180 71V69ZM192 68V69H191ZM197 68V69H198ZM28 69V68H27ZM36 69V71H39V69H38V67H36L35 68ZM42 69V68H41ZM40 69V73L42 74L43 72H41V71H43V69L41 70ZM54 69H56V68H54ZM61 69V68H60ZM167 69L168 70H172V71H170V72H172V73H170L171 74V78H170V76H169V78H167L168 77V75H165V73H167L166 71H167ZM191 71V73H190V71ZM196 69V70H197ZM208 69V70H207ZM210 69V70H209ZM214 69V70H215ZM218 69H219V71H218ZM263 69V70H262ZM57 70H59V69H57ZM56 70V71H57ZM63 70V69H62ZM61 70V71H62ZM81 70H78V71H81ZM151 70H153V69H151ZM150 70V71H151ZM188 70V71H187ZM198 70V71H199ZM262 70V71H261ZM17 71L20 73V74H17ZM64 71V70H63ZM77 71V72H78ZM144 72V71H143ZM151 72H153V71H151ZM151 72H150V74H151ZM185 72H187V74L185 73ZM189 72V73H188ZM214 72V71H213ZM261 72V73H260ZM39 73V77H40V74ZM154 73V72H153ZM169 73V72H168ZM185 73V74H184ZM37 74H38V72H37ZM36 74V75H37ZM44 74V73H43ZM193 74L195 75V73L193 72ZM192 74V75H193ZM210 74H212V76L214 75L211 71H210ZM26 75V78L28 79L29 77H27L28 76V74H25ZM55 75H56V73H55ZM55 75L54 76H52V77H54L52 80H51V77H50V81L49 82H47V84L49 85H47L48 86V88L49 87H51L50 86V84H53V82L55 83V80H57V81H59V74L57 75V77L55 78ZM83 75V74H82ZM20 76V78L22 79V77ZM30 77L31 76H33L34 77V72H33V74H31V75H29ZM38 76V75H37ZM47 77V79L49 80V78H48V74H44L43 76L41 75V78H43V79H41L40 78V80H42L41 82H43V80H45L46 79V77ZM62 77L64 76V75H61ZM167 76V77H166ZM196 76V75H195ZM209 76H211V75H209ZM208 76V77H209ZM8 77L9 78H11L12 77V80H9L8 79ZM25 76H23V79L22 80H24V79H26V78H24ZM32 77V78H33ZM39 77L37 78L36 76L34 77V78H37L38 80H39ZM59 77V78H58ZM61 77V78H62ZM215 77V76H214ZM243 77H245V79L243 78ZM32 78H29L30 79V81H32L33 80V82H31V83H33V84H31L30 83V81L29 82H27V83H25L24 81V83H20V84H24V87H23V89H21L22 91L23 90H25V91H28V93L31 91H33V90H37L36 88H35V86H33L34 84L36 85V83H38V82H36L35 80L36 79H32ZM45 78V79H44ZM66 78V77H65ZM181 78V79H180ZM216 78V77H215ZM238 78H240V80L238 79ZM241 78H243L244 79V81H242L241 82ZM26 79V80H27ZM28 79V80H29ZM32 79V80H31ZM55 79V80H54ZM183 79V80H182ZM223 79V80H222ZM242 79V80H243ZM250 79V80H249ZM5 80H8V82L10 83L9 84V86H8V84H7V87L5 88L4 87V85H3V81H4V84H5ZM20 79H18L17 81H19ZM48 80H46V81H48ZM65 80V79H64ZM76 80H78V79H76ZM75 80V82H77ZM180 80V81H179ZM209 80V81H208ZM222 80V81H221ZM16 81V83H18ZM21 81V80H20ZM19 81V82H20ZM35 81V82H34ZM53 81V82H52ZM60 81H61V79H60ZM59 81V82H60ZM183 81V82H184ZM193 81V82H192ZM7 82V81H6ZM14 82V81H13ZM12 82V84H16L15 82L13 83ZM52 82V83H51ZM179 82H180V84H179ZM219 82L221 83H224V86H221V87H223V89L220 87L219 88V86L218 85H221V84H219ZM242 84H241V83ZM261 82H263L262 83V87L261 88H259V83H260V85H261ZM29 83V84H28ZM40 83V82H39ZM46 84V82L44 81L43 82V84ZM189 83V82H188ZM233 83V84H232ZM245 83V84H244ZM249 83V84H250ZM253 83H251L250 85H252ZM19 84V83H18ZM19 84V85H20ZM28 85V87H29V89L27 88V87H25V86H27ZM31 84V85H30ZM42 83H40V85L41 86H45V85H43ZM181 84H183V87H181ZM248 84V85H249ZM19 85H17L18 87H19ZM38 85V84H37ZM37 85H36V87H37ZM80 85H81V83H80ZM223 85V84H222ZM237 85V86H238ZM5 86H6V84H5ZM40 86V87H41ZM47 86H46V88H47ZM74 86V85H73ZM14 89V92H12L13 90H11L10 91V89H12V88ZM30 87H31V89H30ZM67 86H65L64 88H66ZM70 87H71V85H70ZM76 87V89L74 88V90L73 91H76L78 88V86H75ZM81 87V86H80ZM194 87H196V86H194ZM194 87H192V89H194ZM238 87H240V86H238ZM243 87H240V88H238V90H240V89H242ZM18 89V90H16V89ZM24 88H27V90L26 89H24ZM44 88V87H43ZM46 88H44L43 90L45 91V89ZM58 88V87H57ZM56 88V89H57ZM63 88V87H62ZM62 88H59V90H61ZM93 88H91V89H93ZM97 88V87H96ZM182 88H184V89H182ZM187 88V89H186ZM3 89H5V90H3ZM41 89V88H40ZM56 89H54L55 91H57ZM81 90H82V88H80ZM80 89H78V90H80ZM207 89V88H206ZM252 89H254V88H252ZM255 89L253 90V91H255ZM42 89H41V92L43 91ZM47 90V89H46ZM58 90V91H59ZM80 90V91H81ZM84 90H85V92H87L86 91V89L84 88L82 91L84 92ZM95 90V91H96ZM100 90V89H99ZM200 90H202V92L201 93H199V91ZM237 90V91H238ZM258 90H256V93H257V91ZM263 91H264V89H262ZM261 90V91H262ZM22 91H19V92H22ZM25 91H23V92H25ZM38 91H40L39 89H38ZM38 91H37V94H38V96L40 97V98H42L39 94H40V92L38 93ZM52 91H53V89H52ZM55 91H53L54 93H56ZM104 91V90H103ZM188 91V93H185L186 95L188 94H190L191 92H189ZM249 91H251V90H249ZM249 91L246 93V99H250L251 100V98L248 96L247 97V94L249 93ZM262 91V92H263ZM9 92H11V94L13 93V95L12 96H9L8 94H10ZM19 92H17V93H19ZM22 92V94L24 95L25 93H23ZM62 92V91H61ZM61 92H58V93H60L61 95H62V97H64L65 95L67 96H69V93L68 94H65V92L62 94ZM236 92V91H235ZM262 92H259L258 94H260L259 96H262L264 93H262ZM0 93V94H1ZM28 93H26V94H28ZM32 93H35L34 91L32 92ZM44 93H46V91L44 92ZM43 93V94H44ZM90 93V92H89ZM95 93V94H94ZM205 93H208L207 95H208V97H207V100H206V102H204L205 104L202 106V105H200V106H202V107H199V106H196V104H193V102H194V100L197 102V105L200 103V102H202L204 99H205ZM223 93H225V90H224V92ZM251 93H252V91H251ZM251 93L249 94V95H251ZM256 93H252L253 95H255ZM262 93V94H261ZM10 94V95H11ZM20 95H21V93H19ZM19 94H17V95H19ZM36 93H35V95H37ZM59 94V95H60ZM73 94V96L75 95V96H78V94L75 92V94L74 93H72ZM87 94V93H86ZM85 93L83 94V95H86ZM191 94H193L194 95V97H193V95L192 96H190ZM190 95H189V100H191L190 99V97H193V98H195V91H194V93H191ZM34 95V94H33ZM102 95V94H101ZM100 95V96H101ZM257 95V94H256ZM16 96V95H15ZM56 95H54L53 96V94H52V96H50L49 95V97L52 99V100H54L53 99V97H55ZM88 96V97H89ZM252 96V95H251ZM17 98H18V96H16ZM80 97V98H79ZM82 97V94H81V96H78V98L79 99H82L81 98ZM85 97V96H84ZM87 97V98H88ZM91 97V96H90ZM89 97V98H90ZM107 97V98H106ZM197 97V96H196ZM245 96H243V98H244ZM254 98H255V96H253ZM257 98H258V96H256ZM12 98H14V97H12ZM19 98H23V96L22 97H19ZM18 98V99H19ZM25 98V97H24ZM24 98L23 99H21V100H24ZM28 98H30L29 96H28ZM27 98V99H28ZM37 98V97H36ZM65 98V97H64ZM68 98V97H67ZM86 98V97H85ZM85 98H84V100H85ZM92 98V97H91ZM242 98V99H243ZM26 98H25V100H27ZM31 99H33V98H31ZM48 99V98H47ZM58 98H56V100H57ZM71 99H74V97H72ZM71 99H69V101L71 100ZM108 99V100H107ZM260 99H261V97H260ZM263 99V98H262ZM5 102H4V101ZM15 100H17V99H15ZM20 100V99H19ZM18 100V101H19ZM24 100V101H25ZM61 100V96H60V99H59V101ZM66 100H68V99H66ZM88 100V99H87ZM87 100H85V101H87ZM198 100V99H197ZM200 100V99H199ZM255 100V99H254ZM18 101H13L14 102V106L12 107L11 105H10V107H12V109L11 110H15L17 107V102ZM40 101H42V100H40ZM63 102H62V108H64V110L65 109H67V108H65V107H63V103H66V101H64V100H62ZM243 101H245V98H244V100ZM19 102H21V101H19ZM18 102V103H19ZM23 102V101H22ZM35 102V101H34ZM68 102V101H67ZM80 102H83V100L82 101H80ZM16 103V104H15ZM30 103H32V102H30ZM36 103H38V101L36 102ZM42 105H41V109L39 110V114L37 115V116H34L33 114H31L30 112L28 113L27 112V114H25V116L24 117H22V118H25V117H27L26 118V120L27 121H25L24 122V124L22 125V129H23V131H22V136H26L27 138H28V141H29V143H28V146H27V150H26V157H27V159H28V162H32V160L34 161V160H39V159H41L42 157H43V155L44 156H46L47 155V153H48V151H50L52 148H56L58 151H64V152H66V151H68L69 149L71 150L72 149V145H71V143H67L66 141H65V137L64 136H61L62 134H59L58 136H56V137H54V136H52L50 133H51V130L53 129V130H56V129H58L59 127H60V125L58 124V123H60V121H57V119H58V114L56 115L53 111H52V108L49 106V105H47L46 103H44V100L42 101ZM55 103V102H54ZM232 103V104H231ZM246 103H248V102H246ZM250 103H251V101H250ZM252 103H254V102H252ZM56 105H57V103H55ZM70 104H72V105H74L75 107H76V105H77V101H76V103H70ZM76 104V105H75ZM80 104V103H79ZM100 104V105H99ZM200 104H202V103H200ZM244 104V103H243ZM6 105L8 106V108H9V105H8V103H6ZM16 105V106H15ZM24 105V104H23ZM60 105H61V102H60ZM68 105V104H67ZM82 105H84V103L82 104ZM89 105V104H88ZM159 105V106H158ZM247 105V104H246ZM246 105H243V106H246ZM25 106V105H24ZM65 106V105H64ZM74 106H70L69 105V107H70V110H71V108H73ZM85 106H86V104H85ZM251 106V107H252ZM16 107V108H15ZM31 107L32 106H28V108L29 109H31ZM34 107V106H33ZM38 107V106H37ZM53 107V106H52ZM97 107V106H96ZM223 107H224V105H223ZM3 108H5V110H6V106L4 105V106H0V109H2L3 111H4V109ZM7 108V109H8ZM26 108V106L24 107V109ZM58 108H59V106H58ZM61 108V107H60ZM245 108H247V106L245 107ZM69 109V108H68ZM79 109V108H78ZM85 109V108H84ZM96 109V110H95ZM98 109V110H97ZM20 110V109H19ZM69 110V111H70ZM75 111H77L76 109H74ZM137 110H138V113H133V112H137ZM2 111V112H3ZM21 111V110H20ZM60 111V110H59ZM75 111H74V113H72V112H66V116L67 117H69V118H71L70 116H72L73 117V115L75 114ZM179 111H182V112H185V115H184V119H185V122H190V119L192 118V116H195V117H197V124H199V127H201L202 129H203V135L201 136L202 138H201V141H200V145H199V149L197 150V152H196V154H195V156H194V160L196 161V164H195V166L193 167V168H191L190 169V173H189V178H188V176H187V178L186 179H189V182H195V187L194 188H192L193 189V191H191L190 189H188V190H190V192H191V195H188V196H185V195H181L179 192L180 191H182V190H184V188H185V185H186V182L184 181V177H183V175H182V167H184L183 165V163H190L191 161H190V159H189V154H191V153H189V154H184V156L186 155L187 156V159H189V161L187 162V160L186 159H184V157H182V155H180L179 153L181 152L179 149L181 148H183V147H180L179 149L177 148L178 147V145H177V134H174V133H172L173 131V129H172V127H174V125H173V122L175 121L174 119L175 118H177L176 116H178V118H179V115H180V113H179V115H178V112ZM251 111V110H250ZM2 112H0V113H2ZM33 112V111H32ZM35 112V111H34ZM146 112V113H145ZM152 112V114H154ZM68 113V114H67ZM72 113V115H70V114ZM151 113V112H150ZM21 114V113H20ZM63 114H64V112L62 113V116H60V118L61 117H63ZM77 114V113H76ZM74 115V117L73 118H77V120L79 119L78 117H77V115ZM254 114V113H253ZM2 114H0V116H1ZM33 115V116H32ZM142 115V114H141ZM255 115V114H254ZM2 116H4L5 117V119H14V116H15V114H11L10 113V111H8V113H6L5 115H2ZM65 116V115H64ZM138 116V115H137ZM66 117V118H67ZM0 118H3V117H0ZM71 119V121H73L74 119ZM138 117H136V119H137ZM140 118V117H139ZM148 118V117H147ZM194 118V117H193ZM63 119V118H62ZM62 119H60V120H62ZM184 119H181L182 121L184 120ZM195 119V118H194ZM193 119V120H194ZM253 119V120H252ZM4 120V118L3 119H1V121L2 122H4L5 123V121H3ZM67 120V119H66ZM80 120V119H79ZM78 120V121H79ZM133 120V119H132ZM178 120V119H177ZM179 120H180V118H179ZM15 121V120H14ZM62 121H65V119L64 120H62ZM61 121V122H62ZM2 122H0L1 124H2ZM75 122V121H74ZM74 122H73V124H74ZM131 122V123H130ZM144 122V126L145 127H147L148 125H150L148 122H147V120H145V121H143ZM145 122H147V123H145ZM153 122V123H154ZM194 122V121H193ZM193 122H191V124H190V126H192L193 125ZM3 123V125L6 127V126H10V124H8V123H6V124H8V125H5ZM55 123H57L56 125H54ZM64 123V122H63ZM135 123V122H134ZM153 123H151V124H153ZM178 125H179V123H180V121L179 122H176ZM65 124H67V123H65ZM76 124V123H75ZM78 124V123H77ZM146 124H148L147 126H146ZM176 124V125H177ZM186 124V123H185ZM3 125L1 126L0 125V127L2 128V130H3ZM72 125V124H71ZM140 125V127L139 128H137V126H139ZM184 125V124H183ZM195 125V124H194ZM11 126H12V124H11ZM18 126V125H17ZM64 126V125H63ZM67 126V125H66ZM66 126H64V128H66ZM182 126V125H181ZM187 126H189V125H187ZM186 126V127H187ZM129 126H128V129L130 128ZM183 127V126H182ZM184 127H185V125H184ZM185 127V128H186ZM194 127V126H193ZM252 127H254L255 128V130L254 129H252ZM0 128V129H1ZM14 128V127H13ZM19 128V127H18ZM76 128H78V127H76ZM76 128H74V130H75V132H77V131H79L78 129H77V131H76ZM6 129V128H5ZM127 128L125 129V130H128ZM132 129H129L130 130V133H129V135H134V133H133V130ZM180 129V128H179ZM131 130H132V132H131ZM144 130V129H143ZM170 130L172 131V132H170ZM193 130V129H192ZM192 130H191V132H192ZM227 130H229V131H227ZM7 131V130H6ZM12 131V130H11ZM81 131V130H80ZM79 131V132H80ZM141 131V132H140ZM224 131H226V132H228V134L226 135L227 137L229 136V141H226V142H228L229 144L227 145V146H224V148H222L220 151H219V149L221 148V147H223V146H221L220 144H216V142L218 141L219 143H220V139L219 140H217L218 139V137H220V136H218L217 137V135L218 134H220V132H223L224 133ZM2 132H4V130L2 131ZM9 132V131H8ZM121 132V131H120ZM126 132V131H125ZM150 132V131H149ZM155 132V133H154ZM226 132H225V134H226ZM123 133V132H122ZM121 133V134H122ZM132 133V134H131ZM138 133H137V135H136V133H135V136H136V140H138L139 138H141V137H138L137 138V136H139L138 135ZM18 134H19V132H18ZM121 134H120V136H121ZM127 134V133H126ZM230 134V135H229ZM150 135V136H151ZM224 135V134H223ZM14 136V135H13ZM78 136H76V137H78ZM118 136H119V134H118ZM124 136H125V133H124V135H123V138H124ZM127 136V135H126ZM125 136V138H127ZM135 136H133V138L135 137ZM1 137V136H0ZM11 137V136H10ZM112 137V136H111ZM115 137V136H114ZM189 137V136H188ZM12 138V137H11ZM79 138V137H78ZM78 138H76V140H77V142H82L81 140H80V138H79V140H78ZM149 138V137H148ZM182 138V137H181ZM113 139V138H112ZM135 139V138H134ZM227 139V138H226ZM226 139H223V140H221V144H222V141H225ZM1 140V139H0ZM43 140H45L44 142H42V146H40V141H43ZM116 140H117V138H116ZM116 140H115V143H117L116 142ZM188 140L189 141H192V138L190 139V138H188ZM217 140V141H216ZM113 141H114V139H113ZM139 142L140 141H142V139L141 140H138ZM179 141V140H178ZM133 142H132V145H134L133 144ZM177 142V143H176ZM181 142H183L182 141V139H181ZM180 142V144H182ZM185 142V141H184ZM188 142V141H187ZM186 142V143H187ZM195 143V140H194V138H193V141L192 142H190L191 144L192 143ZM83 143L81 144L80 143V145H83ZM130 143V142H129ZM137 143V144H136ZM175 143H176V145H175ZM189 143V144H190ZM193 143V144H194ZM88 144V146H89V148L91 147L90 145ZM99 144V145H100ZM109 144H111V143H109ZM108 144V145H109ZM113 144H114V142H113ZM112 144V147L114 146ZM179 144V143H178ZM192 144V145H193ZM196 144V143H195ZM217 145V147H218V151H216L215 149H217V148H215L214 149V146H216ZM74 145H76V142H75V144ZM85 145V148H87L88 149V147L86 146V144H84ZM83 145V146H84ZM97 143H96V141H95V147H94V149L96 150L97 149V151L98 150H102V147H100ZM107 144H105L104 146L107 148L108 147V149L110 148L109 146H106ZM77 146V148H80L78 145H76ZM103 146V147H104ZM122 146H123V144H122ZM175 146V147H174ZM190 146V145H189ZM196 146V145H195ZM221 146V147H220ZM116 147H118L117 145H116ZM124 147V146H123ZM184 147H186L185 146V144H184ZM190 147H192V146H190ZM220 147V148H219ZM84 148V149H85ZM119 149H121L122 147H121V144H120V146L118 147ZM117 148V149H118ZM82 149V148H81ZM87 149H85L86 151H87ZM92 149V148H91ZM124 149V148H123ZM122 149V150H123ZM178 149V150H177ZM186 149L189 151V148H188V145H187V147L184 149H182L183 151H184V153H187V152H185L186 151ZM192 149H193V147H192ZM191 149V150H192ZM73 150V149H72ZM78 150V149H77ZM77 150H75V153L77 154ZM80 150V149H79ZM83 150V149H82ZM105 150V149H104ZM111 150L113 151V152H111ZM111 150H109L108 152L109 153H112V154H114V150H115V147L114 148H112ZM182 151V152H183ZM195 151V150H194ZM74 152V151H73ZM79 152H81V151H79ZM83 152H85L84 150H83ZM87 152H89V150L87 151ZM86 152V153H87ZM107 152V151H106ZM182 152H181V154H182ZM192 152V151H191ZM204 152V153H203ZM117 153V151L115 152V154ZM16 154H17V152H15L14 153V155L16 156ZM80 154V153H79ZM79 154H77L78 156H79ZM81 154L83 155V154H85V153H82L81 152ZM81 154H80V156H81ZM12 155V154H11ZM86 155V154H85ZM85 155H83V156H85ZM91 155V154H90ZM94 155H96L97 157H98V159H97V157H95L96 158V160L98 161L99 160V157H100V155L98 156V154L96 153H94ZM79 156V157H80ZM83 156H81V159L83 158ZM101 156H103V155H101ZM121 154H119V156H117L116 158H120L121 159ZM11 157H13V156H11ZM93 158V157H92ZM92 158H91V156L88 158V160L90 161H92ZM95 158H94V160H95ZM107 158V157H106ZM191 158V157H190ZM76 161H78L79 160V158L78 157H76ZM100 159H101V157H100ZM108 159H110V156H109V158ZM84 160H86V161H88L87 159H86V157L84 158V159H82V160H80V161H84ZM92 161V166H93V163L95 162V161ZM111 160H113V161H115L114 160V158L112 159L111 158ZM186 160V161H185ZM191 160H193V159H191ZM102 161H103V159H102ZM183 161H185V162H183ZM210 161H213V163H212V166L211 167H209V165H207L208 164V162H210ZM230 161H232V163H230ZM117 162V161H116ZM97 163V162H96ZM99 164H101L102 162L99 160V162H98ZM98 163L97 164H95L94 163V165L96 166V167H99V169H100V165H98ZM234 163V164H233ZM14 164V165H13ZM91 164H89V165H86L85 167L87 168L88 166H89V168H87V169H93V171H94V169H95V166H93V168H91L90 167V165ZM191 164V163H190ZM190 164L188 165V166H190ZM55 164H54V162L52 161V163L50 164V166H54ZM98 165V166H97ZM50 166H47L46 168L47 169H42L41 171H39V172H36V173H32L31 172V164L29 163V166L27 167L28 168V170L31 172V173H29L28 174V176H29V179L26 181V185L24 186V184L22 185V186H17V184L20 182V181H18V179L20 178V173L22 172V171H20V169L23 167H21V168H19V166H18V164L17 163H15V162H12V164L10 165H8V166H4L3 165V167L2 168H0V182L1 181H3V182H5V183H7V184H9V183H13V184H15V187L17 188V189H25V191H26V193H27V197H26V199H25V201L23 202V203H21V202H15L14 204H17L18 206H17V208H14L11 212H10V214H8V215H6L5 217L3 216V217H1L2 215H1V213H0V224H1V222H3L4 223V230H6L8 233H9V235H10V237L11 238H14L15 236H16V233H17V226H18V224H19V222L22 220V218H23V216H25V214H28V211H29V207H30V205H31V198L37 193V192H40L41 191V189L40 188H42V187H44V186H48V185H50L51 183H50V181H51V177H52V172H49V170H50ZM187 166V165H186ZM1 167V166H0ZM81 167V166H80ZM79 167V172L81 171V169H82V167L80 168ZM102 168V167H101ZM182 168V169H181ZM49 169V170H48ZM185 170V169H184ZM85 172L86 171V169L85 170H82V172ZM181 171V172H180ZM82 172H80V173H82ZM88 172V170L86 171V173ZM95 172V171H94ZM102 172H103V174H102ZM75 172L73 171V173H71V172H66V173H60V172H58V174H55L54 175V180L56 181V183L58 184V182L60 181L61 183H75V186L77 185H82V183H80V184H76L79 180H80V178L82 179L83 177H80V175L81 174H79V175H76V174H74ZM89 173V172H88ZM87 173V174H88ZM92 172H90V176L92 175L91 174ZM97 174V173H96ZM82 175H84V173H82ZM81 175V176H82ZM86 175V174H85ZM88 176V175H87ZM86 176V177H87ZM90 176L89 177H87V178H89V179H87L86 177H84V178H86L87 180H90V179H92L94 176H95V173L92 175L93 177H91L90 178ZM105 177V178H106ZM83 178V179H84ZM94 178H96V177H94ZM94 178H93V180H91L92 181V183L94 182ZM99 178V177H98ZM97 178V179H98ZM103 178V177H102ZM191 178V179H190ZM82 179V180H83ZM86 179H85V181L83 180V182H86L85 184H87L88 182L86 181ZM81 180V181H82ZM105 180V179H104ZM191 180V181H190ZM194 180V181H193ZM96 181V180H95ZM91 183V182H90ZM90 183H88L92 188H90V186L89 185H85L84 183H83V185H85V186H82L83 188L85 187V188H87L86 186H89L88 188H89V190H92L93 189V187H95V186H92V184H90ZM96 184V183H95ZM94 183H93V185H95ZM72 185V184H71ZM80 185V186H81ZM76 186V187H77ZM188 186H189V184H188ZM78 188H80V187H78ZM83 188H80V190L81 189H83ZM187 190V189H186ZM83 192V191H82ZM91 192V191H90ZM186 192V191H185ZM177 194H179V195H181V202H183L184 204H185V206L187 207V211L185 212V214H183V215H181L180 217H178V218H173V219H168L169 217H171V216H173V210L171 209V205H170V203H169V199H168V197H172V196H174V195H177ZM3 193H0V199H1V197H3ZM178 195V196H179ZM68 196V195H67ZM177 196V197H178ZM63 197H64V195H63ZM176 197V198H177ZM66 198V197H65ZM174 199H176L175 197H173ZM79 199V198H78ZM64 200H66V199H64ZM67 200H69L68 198H67ZM73 200V199H72ZM71 200V201H72ZM6 201V200H5ZM179 201V200H178ZM177 201V202H178ZM64 202V201H63ZM68 202V201H67ZM73 203V202H72ZM256 204V206L258 207V208H256V206H254L253 207V205H255ZM65 205V204H64ZM67 205V204H66ZM71 205V204H70ZM62 206V205H61ZM65 207V206H64ZM68 207V206H67ZM66 208V207H65ZM249 208H247L248 210H249ZM41 209V208H40ZM54 209V208H53ZM186 209V208H185ZM245 210V212L246 211H248V210ZM60 210V209H59ZM41 211H42V209H41ZM40 210H39V212H41ZM54 211H55V209H54ZM58 211V210H57ZM263 211V210H262ZM244 212V213H245ZM264 212V211H263ZM262 212V213H263ZM246 213H249V212H246ZM64 214V213H63ZM254 214V212L252 213V215H251V212H250V217L252 218V216L254 217V216H256L255 214ZM58 215V217H59V215H60V213L59 214H57ZM62 215V214H61ZM60 215V216H61ZM248 215V214H247ZM246 215V216H247ZM263 215H264V213L262 214V217H263ZM50 216H51V214L49 213V211H45L44 212V215L42 216V218L40 219L39 218V220H38V222H37V224L38 225H40V226H43V227H45V226H47V229L49 230L50 228H51V224H50V220H51V218H50ZM67 216V217H66ZM66 216H64V217H66V219L64 218V217H60V219H63V222H64V220H67V218H68V215L66 214ZM231 216V217H232ZM258 216V215H257ZM168 217V218H167ZM260 213H259V219H260ZM56 218H57V216H56ZM256 218V217H255ZM258 218V217H257ZM36 220V221H37ZM68 220H70L69 218H68ZM247 220H248V218H247ZM72 221V220H71ZM235 221V220H234ZM243 221V220H242ZM236 222H238V220H236ZM240 222H241V220H240ZM237 223V224H241V223ZM263 222H264V220H263ZM31 223H33V222H31ZM65 223H67V222H65ZM72 222H69V224H71ZM227 223V224H226ZM34 224V223H33ZM96 224V223H95ZM237 224H236V228H237ZM37 225V226H38ZM53 226H55L54 224H53ZM65 226V225H64ZM94 226V225H93ZM97 226V225H96ZM239 226V225H238ZM66 227V226H65ZM241 227V226H240ZM0 228H1V225H0ZM235 228V229H236ZM54 229V228H53ZM65 229V228H64ZM93 230H95L96 231V229L95 228H92ZM234 229V230H235ZM36 230H37V227H36V225L34 226V230L33 231H35L36 232ZM89 230V229H88ZM87 230V231H88ZM233 230V227L231 228V231ZM238 230H240V229H238ZM95 231H93V232H95ZM228 231H229V229H228ZM3 231L0 229V233H2ZM236 232V231H235ZM48 234H55L54 232H49L48 231ZM235 234H237V232L235 233ZM52 235V236H53ZM56 236H58V234L56 233L55 234ZM54 235V236H55ZM225 236H224V238L226 237H228V239H229V237L230 236H226V234H224ZM230 235V234H229ZM62 236V235H61ZM234 236H233V238H234ZM32 238H35V237H32ZM263 238V241L261 242V239ZM57 239L58 238H56V244L57 245H60V244H62V243H59V241H61V238H59L60 240H58V243H57ZM236 239H237V241H236ZM94 240V239H93ZM66 241V240H65ZM64 241V242H65ZM88 241V240H87ZM231 241V240H230ZM47 242H48V244H50V245H52L51 244V241L50 240H47ZM61 242H63V241H61ZM74 242V241H73ZM92 242V241H91ZM234 242H237V243H234ZM1 245V244H0ZM50 245L48 246V248L50 247ZM54 245H55V243H54ZM62 245H64V244H62ZM91 245H93V244H91ZM39 246V245H38ZM40 246H42V245H40ZM61 246V245H60ZM88 246V245H87ZM226 246V247H225ZM1 247V246H0ZM15 247V246H14ZM44 247V246H43ZM42 247V248H43ZM57 247V246H56ZM2 248V247H1ZM18 248V249H17ZM53 248H54V246H53ZM20 249V250H19ZM38 249V250H37ZM45 249V248H44ZM60 249V248H59ZM58 248H57V250H59ZM250 249H248L249 251H251ZM19 250V251H18ZM10 251H12L11 249H10ZM9 251V252H10ZM16 251L18 252L17 254H16ZM40 251V252H39ZM246 251V250H245ZM254 251V250H253ZM258 251V250H257ZM260 251V250H259ZM56 253H57V251H55ZM238 253L240 254V258H239V260H238ZM250 253V252H249ZM248 253V254H249ZM252 253V252H251ZM254 253V252H253ZM52 254H53V252H52ZM243 254V253H242ZM247 254V253H246ZM245 254V255H246ZM245 255H243V256H245ZM235 256H237V260L235 261L233 258L235 257ZM242 256V257H243ZM248 256V255H247ZM246 257V256H245ZM257 258H258V256H256ZM256 257H255V259H256ZM260 259H264V258H261V256L259 257ZM258 258V259H259ZM231 259H233V260H231ZM247 260H248V258H246ZM247 260H246V263H247ZM257 260V259H256ZM232 261H233V263H232ZM258 261H260V260H258ZM242 262H244V261H242ZM252 262V259L251 260H249V262H248V264L250 263V264H253V263H251ZM256 262V261H255ZM260 262H263V261H260ZM239 263H240V261H239ZM259 263V262H258ZM257 263V264H258ZM241 264V263H240ZM243 264V263H242ZM260 264V263H259ZM264 264V263H263Z\"/></svg>", "mask_w": 264, "mask_h": 264}, {"label": "rangeland", "instance_id": "rangeland-1", "mask_svg": "<svg viewBox=\"0 0 264 264\" xmlns=\"http://www.w3.org/2000/svg\"><path fill=\"white\" fill-rule=\"evenodd\" d=\"M10 1H11V4L13 5V7H10L11 10H12L14 7H15V8L18 7V9L16 8V11H15L14 9L12 10V11H14V14H13V12H10L11 10H10V11L3 10V11L1 12V13H2L1 16L4 17V19H5V17L8 18V20H7V21H8V22H7L8 25H12V26H10V28H12V27L15 26V25H19L20 21H21V22L23 21V23H24L21 27L25 26V28H26V26H27L28 24H30V23L34 24L33 22H35V24H36L35 27H37V25H40L42 22L44 23V21H45L44 19H46V18H45L46 15L42 18L44 21H41V18H39V19H40V24H39V23L37 24V22L39 21V19L36 20V19L33 17V15L31 14L32 12L30 13V11H32L34 8L31 7L32 9H30L29 5H31V4L28 5V4L26 3V5H25V2H28L29 0H28V1H25V0L22 1V0H20L21 3H24V6H23V4L20 5L21 3L18 2V0H17V1L14 0V2H12L13 0H10ZM30 1H32V0H30ZM45 1H47V0H45ZM57 1H59V0H57ZM63 1H64V0H63ZM63 1L61 0V3H62ZM80 1L83 3V6H84V2H83L84 0H80ZM80 1L78 0V2H77V1L75 0L76 3L74 2V4H75L74 6L77 5V6H76V7H77L76 10L78 11V13L80 12V10L84 9V7H83V8H80V6H79L80 9L78 10V4H79ZM90 1H91V0H87V1H85V7H86V4H88V2H90ZM110 1H113V0H109V1H105V0L103 1V0H102V2H104V3H105V2L110 3L111 6H110L108 3H105V4H100L101 6H100V7H97V4H96V5H95V8L99 9V12H100L101 7H103V8L101 9V12L105 13V14H106V17H107V15H110V16L112 17V20H113V23H114V24L112 25V23H110V22H112V20H111V17H109V16H108V17L110 18L111 21H109V19H107L106 22L109 21L110 25H112V26L114 27L115 24L117 23L116 21H117L120 17H121V18H120L119 20H120V21L123 20V19H124V16H122V15H120V17L118 16V14H121V13H120V11H119V13H118V10H119V9H117V6H119V5H118L119 2H120V5H121V0H119V2H116V0H115V3H116V4L118 3L117 5L114 4V1H113V2H110ZM136 1H138V2L136 3ZM136 1L134 2V0H133V2L135 3V4H133L132 0H131L132 3H131L130 0H129L128 3H131V4H129V6H128V3H126L127 0H125V1L123 0L122 3L124 4V2H125L127 5L124 4V5H126V6H123V4H122V6H123V7H126V8H129L130 6H133V8H134L135 6H137L136 4H139V2H140L141 0H136ZM142 1H143V2H142ZM142 1H141L140 4H139L140 6H139V5H138V6H139L140 8H142L141 6H143L144 10L148 11V12L150 13V15H151L152 13L157 14L158 11H159V12H163V11H164V14H162V13L159 14V12H158V15H162V16H160V18H161V17H162V19L164 18V20H165L164 23H166V18H168V21L171 22L172 19H170V18H173V15L176 16L177 12H179V11H177V12L175 11V12L172 13L170 10L165 11L169 6H171V5L168 6L167 4H170V3H172V2L175 1V0H172L171 2L168 1V0H165L166 2H163V3H164V4L167 3V4H166V6H168L167 8H165L166 6H165L164 4L161 3L163 6H165V7H163V9H161V8H162V5L159 4V2H158L157 0H155L157 3H156L155 1H154L155 3L152 2L153 0H151V2H150L149 0H142ZM144 1H148V2H150V5L152 4L151 6H153V3H154L155 8H156V7L158 6V4H159V5L161 6V8H160L161 10L154 11L155 8H152L149 4H148L149 7L147 6L148 8H146L145 5H146L148 2H146V4H145ZM159 1H160V0H159ZM162 1H163V0H161V2H162ZM167 1H168L169 3H168ZM177 1H179V0H176L175 3H176ZM183 1H184V2H183V4H184V3H185V0H183ZM186 1H188V3H189V0H186ZM191 1H192V0H191ZM191 1H190V2H191ZM193 1H195V0H193ZM203 1L205 2V0H203ZM233 1H234V0H231V3H232V4L229 5V3H228L227 0H226V4L228 3L226 9H228V7H229V10H231V11H230L231 13L235 12V14L233 13V14H234V18L236 17L235 19H236V21H238L237 18H239V16H238L239 13H238L237 16H235V15H236L235 8H236V7H239V6H242V5L244 4V5L242 6L243 9H244V6H246L248 0H247V1L244 0V1H243V2H244L243 4L241 3L242 0H235V1H237V3H235V2L233 3ZM252 1H253V0H252ZM255 1H256V0H255ZM255 1H254V3H257L258 5L254 4L253 2H252L251 4H253V5L256 6V7L261 5V4L259 5V3H261V2H255ZM257 1H260V0H257ZM16 2H17V3H16ZM32 2H33V1H32ZM34 2L37 3L38 6H39V5H41V4H39V3H44V0H43V1H41V0H34ZM51 2H54V3H53L54 5L52 4V6H55V8H56V6L60 5V3H59L60 1L57 3L56 0H52V1L49 0V3H51ZM55 2H56V3H55ZM65 2H66V4L68 3L67 6H66L65 3H64V4H65L64 6H62L63 3H62L60 6H61V8H62V7L64 8L63 10H64L67 14H69L70 12H71V14H73L74 12H76L75 14H77L78 18H77L76 15H73V16L76 17V18H77L79 21H81V22H83L81 19L85 20V19L90 18V15H89V14H88V16L86 15L87 18L84 17L85 15H83V17L81 18L80 16H82V13L80 12L81 14H78L77 11H75V9H74L75 7L72 6V5H73V2L71 1L72 3H71V2L69 3L67 0H65ZM81 2H80V3H81ZM201 2H202V0H201ZM204 2H202V3L205 4V3L208 2V1L206 0V2H205V3H204ZM210 2H211V3H210ZM213 2H214V0H213V1H212V0L209 1V3L211 4V6H209V5L207 6V5H206L207 7H206V6H205V7H206V8L209 7L207 10H209V9L211 8L210 10H213V9H214V11H215V8H213V6L215 7V5H216L218 11H215V13L218 12V14L220 13L219 16L221 15V17H223V18H221V19H223V20H219V21H217V22H218L219 24H220V22H221V24L223 25L222 27L225 28V30H222L223 28L220 27L221 24L219 25V28L215 27V25H214V26L211 25V23L214 22V21L205 22V20L208 19V18H206V19H204V20L201 19V18H203L201 15H203L204 12L207 13V14L205 13V14H206L205 17L210 16L211 13L213 12V13H212V14H213V17H211L212 19H214L215 16L217 15V13L214 15V11L211 12L210 10H209V11H210L211 13H210V15H209V14H208L209 12L206 11V8H204L203 10H205V11L202 10L203 12L201 11V13H197L198 10H196V13H197L198 15L200 14V15H199V18H198L197 20H199V19H201V20L197 22V20L194 19V20L196 21V22H195L191 17L194 16L195 18H197L198 15H196V13H194V15H193V12H195V8H196V7L194 8V10H192V8H193L194 6H193V7H191V6L194 5L196 2H193V4H190V3H189V4H190V7H191V8H189V7H188V6H189L188 3H185L186 5H185V4L183 5V4L181 3V0H180V4L183 5L184 10H186L187 12L184 11V10L182 9V7L180 6V7H181V8L179 7V8L181 9L180 11L183 10L184 12H180V13H178V14H181L180 16H182L183 14L186 15V16H188V15L191 14V17L188 16V17L191 18V19H190L191 22H192V23L194 22V25H195L196 23L200 25V24H202V22H203L205 25H200V26H202V27L204 28L205 31H201V32H200V30H203V28L200 29V26H199V25H198V27H197V25H196L195 27H194V25L191 26L190 21L187 19L186 16H182V17H186V18H183L184 20L187 19V20H185V23L187 24L186 26H182V24H183L182 22H184V20H181V19H180L181 17H179V19L176 18L177 16L174 17V20H175V18H176V22H177V23H180V24L182 23L181 26H182V29L184 28V30H185V28L188 27V26L191 27V29L194 30V31H196L195 29H197V28L200 29V30L197 29V31H196L197 34L199 33V34L197 35L196 33H194V31H192V30L190 31V28H188L189 31H187L188 29H187L186 31L189 32V33H192V32H193L194 34H191V36H189L190 34H186V33H187V32H186L184 35H185V36L187 35V37H183L182 35H179V36H180L179 38L181 39V36H182L183 39H186V38H187V40H188V39H189L190 37H192V36L195 37L194 35L196 34V35H197V36H196V40H197V38H199V39H200V41H199V39H198L199 42H201V41L203 40V42H202L203 44H205V42L207 43L206 46H205V45H204V46L207 48V52H208V54L211 55V56H208V54L205 53V52H206V51L204 50L205 47L203 46V44H201V43L198 42V43L201 45V46H200V45L197 43V41L195 40V38H194V40H192L193 37H192V39H190V44L193 43V45H194V43H195L194 46L198 45V46H199V50L202 49V50H200V53L197 52V51H198V49H196V48H198L197 46H196L195 48L193 47V48H194V50H193V48H191L192 46H191V47L188 46V45H190V44H188L189 41H186V43L188 42V43H187V44H188L187 46L193 50V52H190V53H192V55H190V56H192V58H193V57H194L193 54L195 55V53H196V56H198V58H197V61H198V62H197V63H202V64L200 65L201 67H204V66H205V64H206L205 61H206V62H209L210 59L215 58L216 55L218 56V58H219V55H220V58H219V59H220V62H219V63L222 64V62L225 60L224 57H223V56H224L223 53L225 52L224 49H223V47L225 48V47L227 46V44L230 45V44H232L233 42H234L235 44L233 43L232 46L236 45L237 41H236L235 39H236V37H237V38L239 37V36H235V37H234L235 39L233 38L234 40H233L232 37H231V36H233L232 34H234V32H237V31H236L237 29L235 28V27H236V24H234L236 21H235V19L233 18V16H232V19H233L235 22H234V23H233V22H229V24H230L231 27H230L229 25H228L227 27H225V24H226L225 22H227L228 20H231V18H230V16H231L230 14H231V13H230L229 11L227 12V10H224L225 7H226L225 4L222 3V4H223V8H224V9H223L224 12L221 11V10H222V8H221V5H222V4H221V5L218 4L219 6H218L217 4H215V2L221 3V2H225V1H224V0L222 1V0H221V2H220V0H218V1L215 0V2H214V3H213ZM229 2H230V1H229ZM245 2H246V3H245ZM249 2H251V1H249ZM249 2H248V3H249ZM262 2H264V0H263ZM13 3H16L17 5L15 4V5H16V6H15ZM30 3H31V2H30ZM47 3H48V1H47ZM82 3H81V4H82ZM112 3H113V4H112ZM141 3H144V4L141 5ZM197 3H198V2H197ZM202 3L199 2L200 5H201ZM18 4H19V5H18ZM33 4H34V3H32L31 6H33ZM37 4H35V5L37 6ZM44 4H45V3H44ZM69 4H70V5L72 4L71 6H72V8H73L74 10H72V8H71V10H70V8H69ZM155 4H157V6H156ZM177 4H178V3H177ZM177 4L172 3V5H174V6H172V7H175V8H176L175 5H177ZM206 4H208V3H206ZM241 4H242V5H241ZM263 4H264V3H262V5L260 6V7H262L261 9H263ZM12 5H11V6H12ZM27 5H28L29 8L27 9V7H26V9H25V6H27ZM79 5H80V4H79ZM102 5H103V6H102ZM104 5H106V8H104V7H105ZM108 5H109V6H108ZM197 5H198V4H197ZM200 5H198V6H200ZM228 5H229V6H228ZM231 5H234V6H231ZM235 5H236V7H235ZM248 5H250V4H248ZM42 6H43V4H42ZM65 6H66V7H65ZM71 6H70V7H71ZM88 6H89V4L87 5V8H88L89 11H91V10H90V7H88ZM115 6H116V7H115ZM144 6H145V7H144ZM154 6H153V7H154ZM160 6H158V7H160ZM178 6H179V4H178ZM195 6H196V5H195ZM198 6H197V7H198ZM202 6H203V5H202ZM202 6L199 7L198 9L201 10ZM224 6H225V7H224ZM230 6H231V8H230ZM254 6H253V7H254ZM19 7H20V8H21V7H24L23 9H22V8H21V9H22V10H26L25 12H26L27 16H24L25 12H24V11H21V9H20ZM34 7H35V6H34ZM81 7H82V5H81ZM110 7H111L112 10H108V11H105V12L102 11L103 9H105V10H106L107 8L109 9ZM112 7H113V8H112ZM114 7H115L116 9H114ZM123 7L120 6V7H118V8H121V9H122ZM139 7H136V9L139 10V9H140ZM150 7H151L152 11H154V12H150V9H149ZM158 7H157V9H158ZM185 7H187L188 9H190L191 12H190V10H188V9L185 8ZM232 7H235L234 10H232V9H233ZM247 7H248V9H244V10H245V11H246V10H249V12H250L249 15H251V14L253 13L252 11H255V12H256V14H254V15H256V16H253L254 18H256V20H254V18H253L252 15H251V17H252L251 20H253V22L255 21L254 24H253V22L250 21V22L252 23V26H251V24H250V25H249V24H248V25H247V24L245 25L246 20L244 21V23H243V21H242L243 19H249V18H251V17L248 16V11H247V14L244 13V14L247 15V16L245 17L244 14L241 15V13L245 12V11H243L242 8H240V9L238 8V10H237V12H240V15L242 16V18H243V16L245 17V18H243V19L240 17V18H241V21L239 20L240 22L238 21V23L240 24V23L242 22L244 25H243V24H240V25L238 24V26H240V28H239V27H237V28H239L238 30L241 31V32H240V33L242 34L241 36H246V37H248V36L246 35V33H243L242 31L245 32V30H247V29L249 30V27H250V26L255 28V26H257V22H256L257 19H258V21H260V20L262 21V19L264 18V17H262V16H264V15H262V12L264 11V9H263V10L260 9V10H258V11H260V12H258V11H256V10L259 9V8L255 9L256 7H254L255 10H253V9L250 8L249 6H246L245 8H247ZM251 7H252V5H251ZM35 8H36V10H34V12H36L37 9L40 11L39 8H41V6H40V7H35ZM58 8H60V7H58ZM65 8H67V9L69 10V12H67V9H65ZM92 8H93V7H92ZM95 8H94V9H95ZM126 8H125V9H126ZM133 8H131V10H132ZM218 8L220 9V11H219ZM249 8H250V9H249ZM56 9H57V8H56ZM97 9H95V10H97ZM113 9L116 10L118 14H116L115 11H114L115 13H114V12L112 13L114 16H112V14H110V13H106V12H109V11H110V12L113 11ZM121 9H120V10H121ZM136 9H134L135 12H134V10H132V11L134 12V14H136V15L131 14V16H134V17H132V19H133V18L136 19V17H137V19H139L138 16H140V15H142V14H146V11H144L143 9H141L140 12L143 11L142 14H140V15L138 14V15H137V12L139 13V11H137ZM170 9H172V8H170ZM196 9H197V8H196ZM241 9H242L243 12L240 11ZM17 10H18L19 12H20V11L23 12L22 15H23L24 17L27 18V17L29 16V17L27 18L28 20H30V19H31V20L34 19V21H33V22L30 21V23H28L29 21L26 20V18H23V16L21 15V12L18 13ZM27 10H28V13H30V15H28ZM85 10H86V9L82 10V12L85 11ZM88 10H87L86 12H83V13H84V14H85V13H88V12H89ZM92 10H93V9H92ZM95 10H94V11H95ZM122 10H123V9H122ZM122 10H121V12H122ZM129 10H130V8H129ZM131 10H130V11H131ZM172 10H174V9H172ZM175 10H176V9H175ZM177 10H179L178 7H177ZM251 10H252V11H251ZM4 11H5V12L12 13V14L14 15V16H13V15L11 14L12 17H14V18H13V21L10 22V20H11L10 18H11V17L9 18L8 16H4V15H3V14L5 13ZM58 11H60V10L57 9L56 14H57V13L59 14V13L61 12V11H60V12H58ZM72 11H73V12H72ZM94 11H93V12H94ZM124 11H126V10H124ZM130 11L128 12V15H127V13L125 14V12L123 13V14H125V16L127 15V17H125V18H126L125 20H127V18L130 20L131 17H130L129 14L132 13V11H131V12H130ZM136 11H137V12H136ZM225 11H226V13H225ZM232 11H233V12H232ZM261 11H262V12H261ZM15 12H16V14H15ZM65 12H61V13H60V16H58V14L56 15V14L54 13V14H55V15L53 14V15H54V18H52V17H53L52 13L49 14V17H48V15H47L46 17H48V18H47L48 20L53 19V20H51V22L54 21V19H55V21L53 22V24L50 23L51 25H54L55 22H56V18L59 19L61 16H63V13H65ZM97 12H98V10H97ZM101 12H100V13H101ZM165 12H167V13L170 12V13L173 14V15L168 14L169 16L167 17V14H165ZM185 12H186V13H185ZM255 12H254V13H255ZM257 12L259 13V15L257 14ZM17 13H18V14H17ZM66 13H65V14H66ZM89 13H90V12H89ZM174 13H175V14H174ZM182 13H183V14H182ZM187 13H188V15H187ZM224 13H225V14H227V13L229 14V13H230L229 16H228V14H227V16L229 17L228 20H226V17H225V20H224V15H225ZM263 13H264V12H263ZM5 14H6V13H5ZM19 14L21 15L20 18L15 20V18H18V17H19V16H18ZM26 14H25V15H26ZM61 14H62V15H61ZM65 14H64V15H65ZM67 14H66L65 16H63V18H64V17L66 18ZM94 14H95V13H93V15H94ZM101 14H102V13H101ZM101 14H98V15L102 16ZM105 14H103V16H105ZM115 14H116V15H115ZM222 14H223V15H222ZM6 15H7V14H6ZM8 15H10V14H8ZM15 15H17L18 17H17V16L15 17ZM31 15H32L33 18H31ZM51 15H52V17H51ZM91 15H92V11H91ZM93 15H92V16H93ZM95 15H97V14H95ZM95 15L93 16V18L98 17V20H96L97 18L95 19V21H94V19H93L92 21H94V22H96V21L99 22V21H102L103 18H106V17H101L102 19L99 20V19H100V18H99L100 16H98V15L95 16ZM147 15H148V14H147ZM192 15H193V16H192ZM257 15H258V16H261L262 19L259 20V18H261V17L258 18ZM55 16H58V17L55 18ZM68 16H69V15H68ZM73 16H71V17L73 18ZM128 16H129V17H128ZM163 16H165L166 18L163 17ZM170 16H171V17H170ZM219 16H216V17H218V19H220ZM50 17H51V19H50ZM113 17H114V18H115V17H116V18L119 17V18H117V20H116V18H115V22H116V23L114 22V18H113ZM122 17H123V19H122ZM141 17H143V19L145 18L143 15H142ZM141 17H140V18H141ZM147 17H148V16H146V18H147ZM169 17H170V18H169ZM194 17H193V18H194ZM248 17H249V18H248ZM7 18H6V19H7ZM29 18H30V19H29ZM63 18H62V19H63ZM79 18H81V19H79ZM91 18H92V17H91ZM160 18H159V16L156 17V18L154 19V22L157 23L156 25H159V23H161V26H162L163 23H162V21H160ZM209 18H210V17H209ZM211 18H210V19H211ZM6 19H5V20H6ZM20 19H21V20H20ZM24 19L26 20V22L24 21ZM47 19H46V20H47ZM177 19H178V20H181V22H180V21H177ZM17 20H19V21L17 22V24L13 25V24L15 23V21H17ZM48 20L45 21V23H47L49 26L46 27L45 24H44V27H42V29H44L45 27H46V29H44V30H47L48 28H49V29H48L47 31H44V30H42V29H41V30H42L43 32H45L46 35L49 37V35H50L49 33H51L50 31H52V30L54 29V28L51 29V27H54V26H51V25L49 24V21H48ZM73 20L75 21V19H73ZM78 20L75 21V22H77V23H76L77 25H78ZM125 20H123V21L125 22ZM129 20H128L127 22H128V23H132V22H129ZM156 20H157V21L159 20L160 22H159V21L157 22ZM174 20H172V21H174ZM192 20H193V21H192ZM214 20H215V19H214ZM249 20H250V19H249ZM27 21H28V22H27ZM88 21L90 22V20L88 19L87 21H84V23H85V22H88ZM92 21H91V22H92ZM123 21H121V22H123ZM130 21H131V20H130ZM132 21H133V20H132ZM143 21H145V19H144ZM143 21H142V22H141V20H140V21L137 20L136 22L134 21V22H135V23L133 22V23L135 24L134 26H135L136 28L141 27V24L144 23ZM186 21H189L188 23H189L190 25H188V23H187ZM206 21H209V20H206ZM222 21H223V22L225 21V22H224L225 24H224ZM247 21H248V20H247ZM75 22H74V23H75ZM81 22H80V23H81ZM89 22H88V23H89ZM91 22H90V23H91ZM98 22H96V23H98ZM121 22H120V23H121ZM199 22H200V23H199ZM250 22L248 21V23H250ZM9 23H10V24H9ZM11 23H13V24H11ZM27 23H28V24H27ZM43 23H42V24H43ZM80 23H79V24H80ZM88 23H87V24L85 23L86 26H85V25H84V26H85V27H88V26L90 25V24H88ZM102 23H105V19H104V21H102ZM138 23H139V26H138ZM171 23H173V22H171ZM177 23H173V24H176V26H177ZM207 23H208V25H207ZM215 23H216V22H215ZM215 23H213V24H215ZM232 23H233V25H232ZM246 23H247V22H246ZM255 23H256V25H255ZM259 23H260V22H259ZM35 24H34V25H35ZM47 24H46V25H47ZM70 24H71V23H70ZM76 24H73V22H72V25H74V27L76 26ZM100 24H101V23L99 22V25H100ZM118 24H119V22L117 23V25H118ZM166 24H167V23H166ZM180 24H178V25L180 26ZM209 24H210L211 26H210ZM216 24H217V23H216ZM227 24H228V22H227ZM227 24H226V25H227ZM263 24H264V22H263ZM263 24L260 23V25H258V29H257V27H256L255 29H257V31H258L259 28H260L259 26H262ZM56 25H57V24H56ZM56 25H55V26H56ZM87 25H88V26H87ZM91 25H93V24L91 23ZM94 25H95V24H94ZM101 25H102V24H101ZM101 25H100V26H101ZM104 25H105V26H106V25L108 26L109 24L105 23V24L102 25V27H103ZM110 25H109V27H110ZM119 25H120V26L122 25V26H123L122 28H124V25H123V24H119ZM156 25H155V26H156ZM169 25L172 26V24H169V23H168V26L166 25L167 28L169 27V28H168L169 31L171 30V28H172V30H173L175 26L170 27ZM183 25H184V24H183ZM234 25H235V27H234ZM241 25H242V26H241ZM254 25H255V26H254ZM30 26H32V25L30 24ZM30 26H29V28H28V26H27V28L29 29L28 31L30 32V30H31L32 33L35 31V33H36L35 36H37V39H35L36 37L33 36L34 34H30V33H29V34H30V35H29L28 32H27L25 35H24V34H21L20 37L25 38V37H28V36L30 37V36L32 35V36H31L32 38L35 37V38H33V40H39L40 43H43L44 41L47 40L48 37H47L46 39H44L46 35L44 36V35H43V34H44L43 32L40 33L41 30H40L39 28H37V30H36V29H35V30L33 29V31H32V28L30 29ZM70 26H71V25H70ZM78 26H79V25H78ZM84 26H81L80 29H84V30L86 31V29L88 30L89 28H91V31L88 30V33L90 32V33H93V34H94V32H95V31H94L95 28L92 29V26H89V28H83ZM96 26H98V24L95 25V27H96ZM105 26H104L103 28H105ZM112 26H111V28H112ZM179 26H177V27H178V30L176 29L177 32L179 31V28H180ZM212 26H213V27H212ZM217 26H218V24H217ZM263 26H264V25H263ZM21 27H19V28L21 29ZM38 27H39V26H38ZM40 27H41V25H40ZM72 27H73V26H72ZM72 27H71V28H72ZM93 27H94V26H93ZM159 27H160V25H159V26H156V29H155V30H156L157 32L160 30ZM162 27H163V28H162V30H160V31H163V29H165V24H164V26H162ZM177 27H175V28H177ZM209 27H211V28H216V29H215V30H212V29L209 30V29H208ZM228 27L230 28V30H231V29L233 30L232 27H234V30H235V29H236V30L233 31V32H232V30H231L230 33H229V31L226 30V28H228ZM251 27H250V30H251ZM8 28H9V27H8ZM14 28H16V30H15ZM19 28H18V29H19ZM33 28H34V27H33ZM116 28H117V29H119V28L121 29V27H118V26H116ZM158 28H159V29H158ZM167 28L165 29V30H167L166 32H168V29H167ZM193 28H195V29H193ZM220 28H221L222 32H224V31L227 32L226 35H224V34H225V32H224V34H222L221 37L223 36V38H224L225 41H227V40L229 39V40L227 41V42H228L227 44H225V42H224V44H225L224 46H223V44L220 45L221 43L218 42V41L220 40V41L223 43V41L221 40V39H223V38H220L219 40H218V39H215L216 36H219V37H220V35H218V33H221V32H219V31H220ZM229 28H228V29H229ZM254 28H252L253 30H251V32L249 31L248 35L250 34V35L255 36L254 33H256V36H257V37L259 36L258 39L260 38L259 40L261 41V39H262V38H261V37H262L261 34H262V33H260V32L264 31L263 27H261L263 30H260V32L258 31V32L260 33V34H258V35H257V33H258L257 31L254 32V30H255ZM38 29H39L40 31H38ZM75 29H76V32H78V31L82 32V33H81L82 35L78 34V35L81 36V37L79 38V36L76 35V33H74L73 36H72V32H71L72 29H71V31H70V29H69V31H70L71 33H70V32H68V33L71 34V36L68 35V39H65V42H66V45H65V46L68 45V47H69V43H71V44H70V47H71V45L75 43L74 46L72 45V46L74 47L73 49H74V51H75L73 54H75V53H76V50H77V54H76V55H77L78 57L75 56V57H76V59H75V58H74V55L71 54V57H72L73 59L70 57L69 62H68L67 59H65V58L68 57V54L72 53V52H70V51H69V53H68V50H69L68 47H67V49H65V47H64V49L67 51V52L65 51V52H66V55L64 54L65 52L61 51V52H63L62 55H63V56H66L65 58H63L62 56H61V57H58V56L61 55V53H60L59 55H57L56 52L59 53L60 51H55V52H54V51H53V52L51 51V52H52V53H51V52H49V51L46 49V50H47V52L45 51V52H46V55H47V53H49L48 55H50V56H51L53 53H55V55H57V56H54V55H53L52 58H48V57L44 54V50H45V49L42 48V47H44V46L41 47V44L39 43V41H37L36 43L40 44V45H39L40 47H39V46H36L37 44H35V42L32 40L31 37H30L31 40H30L29 38H26V39L28 40L27 42H22V40L25 41V39L22 38V40H20V42H21L22 44H21L20 42L17 41V43H18L19 45L21 44L20 46H22V45L24 46L25 43L29 44V43H28L29 41H30V43L33 41V43H34L33 45H35V46L32 47V49H34L35 47H36V49L38 48L37 51H35V52H38V51L40 50V48H41L40 52L37 53V55L43 52V53H42V54H44L43 58H46V57H47L48 60H50V59H51V61L53 60L52 63H51L50 61H49V63H48V65H50V63L52 64V65H50L51 68L53 67V69L50 70V72H51V71L53 72V70H54V75H55V73H56L55 78H56L57 75L59 74L58 76H59L60 78H59V77H58V78H59V81H60V79H61V81L59 82V81H57L58 79H57V80L54 79V80H55V83L52 81L53 84H50L51 87L48 88L49 85L47 84V82L50 81V77H51V80L54 78V77H52V76H54V75L51 76L52 73L50 74V76H49V73H45V72H44L45 69H43V67H42V63L44 62V64H45V62L47 63L48 60H46V61L43 60V62L40 63V62L42 61V60H40L41 56H40V58L38 59L36 53L34 52V50H36V49H34V50L31 49V51H33V52L35 53V54H33V55L31 56V58H32V57H35V58L37 59V61L39 60V62L37 63L36 60H33L34 58L32 59V60H33V61H32L30 57H29L30 59L27 57V60H25V59H26V56H27V55H26L25 58H24V60H21V61H22L23 63H24V62L26 63V61H27V62H28L27 65H29V62H30V60H31V62H30V64H31L30 66H31V67L29 68V67L26 66V67H25L26 70H21V72L25 71V74H28L27 77H29V78H32V77H33V76L30 77L29 75L33 74V72H34V77L36 76V77L38 78V77H39V73H40L39 71H40V69L42 68L43 71H41V72H43L44 74H48V78H49V80L47 79L46 76H45L46 79L44 78L45 80H43V82L45 81L46 84H45V83L43 84V82H41L42 80H40L41 75H42V76L44 75L43 73H42V74L40 73L41 75H40V77H39V80H38L37 78H34V77H33L34 79H36V80H35L36 82L39 81L40 83H42L43 85H45V86H41L39 82L36 83V85L38 84L37 87H36L35 84L33 85V86H35V88L37 89V90H33V91L37 94V91H38V89H39L40 91H38V93L40 92L39 95H40L42 98H40V97L38 96V94L35 95V93H32L33 91H32V92L30 91V92L28 93L29 90H28V91L23 90V91H25V92H23V91L21 90V89H23L24 84H20V83H24V82L27 83V82L30 81V79L28 78V79H29V80H28V79L26 78V75L24 74V72H23V74L20 72V69H22V68L19 69V66H18V69H19L18 71L22 74V76H21V75H19V76L15 75L13 78H17V77H19L18 79H20L21 81H20V80H19L20 82L17 81L18 79H17V80H13V81H14L15 83H16V81H17L20 85H19L18 83H16V84H12L13 81L10 82V83H11V86H14V85H15L16 88H19V90L15 88L16 90H18L17 92L22 91V92L25 93V94L23 95L22 92H19V93H21V95H20L19 93H17V92L15 91V93H14V95H13V93L11 94V92H9L11 95H10V94H8V95H9V96H12V95H13L12 97H14V98H12V97L10 98V97H9V100H10V99H11V100L13 99V101H18V100L20 99L19 101H21V102L18 101L19 103L17 102V104L15 103V104L17 105V106L15 105V106L17 107V108L15 107V108H16L15 110H14V109L11 110L12 107L14 106V102H13V101H11V103H9L10 101H9V102H8V101L5 102V101L3 100V101L5 102L4 105L6 106V110H5V108H3L4 111H3L2 109H0V112L3 111V112L0 113V114L5 115L6 113H8V111H10V113H11V114H12V113L15 114V116H14V119H13V120H12L11 118H10V119H5V117L2 116V115L0 116V117H3V118H4L3 121H5V123L2 122L1 119H3V118H0V122H2V124L0 123L1 126L3 125V123H4L5 125H8V124H10V123L12 124V126H11V124H10L9 127H8V126L5 127V126L3 125V127H4V128H3L4 132H2L3 130H2V128L0 127V128H1V129H0V136H1V137H0V139H1V140H0V166H1L0 168H2L3 165H4V166H8L9 164L11 165L12 162L17 163L18 166H19V168H21V167L23 166V167L20 169V171H22V172L20 173V178L18 179V181H20V182L17 184V186L20 187V186H22L23 184H24V186L26 185V181L29 179V176H28L29 173H31V172H32V173H36V172L41 171L42 169H47L46 167H47V166H50V164L52 163V161L54 162L55 165H54L53 167L50 166V170L48 169L49 172H52V177H51V181H50L51 184L48 185V186H44V187L40 188L41 191H40V192H37V193L31 198V205H30V207H29L30 209H29V211H28V214H25V216H23L22 220L19 222V224H18V226H17V233H16V236H15L14 238H11L10 235H9V233H8L6 230H4V227H3V226H4V223L1 222V224H0V225H1V228H0V229H1L3 232L0 233V244H1L0 246L2 247V248L0 247V252H2V253H3L4 251H6V250H4V248H5V249H8L7 254H8V253H11V254L14 253V252H13L14 250H13L12 248H14V249L16 250V246H17V245H18L17 247L20 248V249H21L22 247H24V246L35 245V246H37V248H40V247H41V248L39 249V250H41V251L47 250V252H49V254H50L51 256H52V255L55 256L56 254H60V253H61V254H63V253L66 254V252H70V251H80V250H90V249H92L93 246H94L95 244H98L99 241L101 240V237H100V236H101V232H99V231H101V229H99V227H98L97 220H96V218L94 217V215H93V213H92V210H91V208H90V206H89V203H90L91 199L94 198V197H96V196H98V195H99V194L105 189L106 185L108 184V181H107L108 178H107L106 176H105L106 178H105L104 176H102L103 178L99 176V175L101 174V171L103 170V167H104V165H103V166H101V165H102V164H106V163H109V164H112V165H116L120 160H121V161H124V154H126V153H125V150L128 149V147H130V146H136V145H135V142H138L139 144L142 143L144 139L142 138L141 135L144 134V131H146L145 129H148L149 126H150V127H149L148 132L146 131V132L149 133V134H146V132H145L146 136H147V135H148V136L145 137V136H144L145 134L143 135L144 138H145V140H146V139H150L151 137H154L153 135H156L155 132H154L155 134L152 133V135H151L150 133H151V130L153 129L154 125H155V127H154V131L156 130V124H155V123H156L157 121L154 122V121H155L154 116L156 117V115H157L158 112L160 111V108H161V107H159V109L156 107V111H158V112H156V111L153 112V110H152V111L149 110V111H148V112H149V113H148L149 116H146V115L144 116V113L142 112L143 109L140 108V109H138V110L141 111V113L139 112V114H137L138 116L135 114V118L132 116V119H133V120L131 119V121L133 122V124L130 122V123H131V126L133 125L134 128L132 129V127H130V124H129L128 126L130 127L129 129H132V130H133V133H134L133 136H135V133H136V135H137V133H138V132H137L138 129L136 130V132H134V130L136 129V127H135L134 124H137L138 122L136 123V121L139 120V119H140L139 121H142L141 124L143 123V125H141V126L144 127V128H143L144 130L142 129V127H140V125L137 126V128L140 127L141 131L143 132V134H141L142 132L140 131L141 133H138L139 136H137V138H138V137H141V138H139L138 140H141V139H142V141L139 142L138 140H136V136L134 137V138H135V139H134L132 135H129L130 130L128 129V126H126L125 128H122V129H124V130H120L121 132H120V131H118V133L115 132V133H113L112 135H110V137H108L107 141H109V139L111 138V142L109 141V142L106 143V141H105V143L101 146L100 143H103V142L100 141L99 139L95 140L96 143H97L98 145L100 144L99 146L102 147V150H98V151H97V149H96V150L94 149V147H95V141H94V146H92V144L90 145L89 143H83V141H84V142H86V141H85V140H81V139H84V138H83V137L80 138V137L82 136V134H80V133L83 131L84 120H85L83 114H84L85 110H86L88 107H90V104L93 105L92 110L94 109V107H95V108H98V107H99L97 104L100 103V102H98V103H91V100H92V99L94 100V101H92V102H95V100L97 101V99H98V100L100 101V99H101L102 97L107 96V95H105V93H106V91H105V89H104L105 87H104V86H101V85H100V88H99L98 85L94 86V88L91 86V88H93V89L90 88V91H89V89H88L89 86H87V84H85V82H84V84H83V81H84V80H83V79H84L83 76L85 75L84 72H86L87 70L91 69L92 67H98V66H100L101 63L103 64V62H101V61H102V58H103V55H104L103 53H104V52H102L103 50L99 51V50L97 49V50L99 51L100 54H101V52H102V54H103L102 56H100L99 53L95 52V51H97V50H94L95 47H96V48L99 47V46H97V45H95V47H94V49H93L94 52H91V51H93V50H92L93 45H91L90 42L92 41L91 38H93V35H92V37H90L91 34L88 35L87 33H85L84 30H80V29H78V27L75 28ZM105 29H107V27H106ZM113 29H115V28H112V29H110V30H112V31L115 32V30H113ZM157 29H158V30H157ZM217 29H219V30H217ZM13 30H14V32L17 31V26H16V27H13ZM77 30H78V31H77ZM172 30L170 31V33L172 32ZM174 30H175V29H174ZM174 30H173V32L177 33V32L174 31ZM184 30H181L180 34H181V33L183 34V31H184ZM198 30H199V31H198ZM216 30L218 31L217 33L215 32ZM37 31H38L40 34H42V39H44V41L40 40L41 37H40V34H39V33L37 34ZM92 31H93V32H92ZM116 31H117V30H116ZM118 31H121V30H118ZM210 31H211V33H213V34L216 35V36H214L213 34H210ZM48 32H49V33H48ZM83 32H84L85 34H87V35L83 34ZM86 32H87V31H86ZM107 32L110 33L111 31H107ZM205 32H206V33H205ZM231 32H232V33H231ZM238 32H239V31H238ZM238 32H237V33H238ZM247 32H248V31H247ZM253 32H254V33H253ZM47 33H48L49 35H48ZM78 33H79V32H78ZM115 33H116V32H115ZM121 33H122V32H121ZM159 33H160V32H158V35H159ZM161 33H162V36H160ZM161 33H160V35H159V38H160V39H161V37H164V35H165V39H168V37L171 36V35L168 36L167 34H163L164 31L161 32ZM170 33H168V34H170ZM200 33H201V34H200ZM240 33H239V35H240ZM252 33H253V34H252ZM27 34H28V35H27ZM112 34H113V33H112ZM116 34H117V33H116ZM171 34H172V33H171ZM178 34H179V32H178ZM178 34H176L177 37H176L175 34H174V35H175V38H177V39L179 40V38H178ZM202 34H204V36H203ZM205 34H206V36H205ZM244 34H245V35H244ZM263 34H264V33H263ZM23 35H24L25 37H24ZM26 35H27V36H26ZM113 35H114V34H113ZM166 35H167L168 37H167ZM235 35H236V34H235ZM237 35H238V34H237ZM38 36H39L40 38H39ZM76 36L79 38L78 40L75 39L76 42H75L74 40H72V39H74V38H70V42H69V43H68V41H66V40H69V37H76ZM85 36H86L87 38H85ZM202 36H203V37H202ZM253 36H250V38H252ZM1 37H2V36H0V39H1L2 41L0 40V42H1L2 44L0 43V45L4 46L3 43L5 42V41H4L5 39H4L3 37H2V38H1ZM43 37H44V38H43ZM77 37H76V38H77ZM83 37H84V38H83ZM89 37H90V39H89L90 42H89V41L86 42V41L83 40V39H87V40H88ZM166 37H167V38H166ZM200 37H202V39H201ZM204 37H205V39H204ZM208 37H209V38H208ZM213 37H214L215 40H213ZM230 37H231V38H230ZM66 38H67V37H66ZM81 38H83V39L81 40ZM175 38H174V39H175ZM206 38H207V39H206ZM217 38H218V37H217ZM243 38L246 40L245 37H243ZM254 38H256V37H254ZM263 38H264V36H263ZM3 39H4V40H3ZM20 39H21V38H20ZM165 39H164V38L161 39L163 43H164L163 40H165ZM172 39H173V34H172V37H171V41H172ZM211 39H212V40H211ZM230 39H231V41H233V42H231ZM239 39H241V41H240ZM178 40L175 39L174 41H176L177 44H178V43L180 44L181 42H182V43H185V42H183V41H185V40H183V41L181 40V42H179L180 40H179V41H178ZM208 40H209V41H208ZM247 40H248V39H247ZM252 40H254V39H251V40L249 39V41H252ZM3 41H4V42H3ZM72 41H73L74 43H72ZM77 41H81L80 43L82 44V46L84 45L83 42H85V44L88 43V45H89L90 47L92 46V48H90V49H91V51H90V55H91V56L89 55V57L87 58V56H88V54H89V51H88V52H86V51L89 49V48H88L89 46L86 44V45H84L83 47H85V49H86V51H84V53L86 52V55H87V56L83 55V57H80V56H82V55H79V54H80L81 52H83L82 50H85V49H82V48H81L82 46H81L80 43H78ZM159 41H160V40H159ZM191 41H196V42H192V43H191ZM212 41H215L214 43H216V41H217V44H219V46H218L217 44H214ZM235 41H236V42H235ZM238 41L240 42V43H238V44H241V42H243V40H242L241 37L238 38ZM255 41L258 42L257 39H256ZM255 41H254V43H255ZM262 41H263V43H264V39H263ZM46 42H47V41H46ZM46 42H44L43 44L45 45ZM166 42L169 43L170 40L165 41V43H166ZM176 42H175V43H176ZM209 42H210V44H209ZM229 42H230V43H229ZM244 42H245L244 45H242L243 43L241 44L242 47L237 46V45H238V44H237V45L235 46L236 49H234V50L237 51V50H238L237 47H238V48H239V47H240V48H244L243 46L247 45V44H246V41H244ZM252 42H253V41H252ZM252 42H251L250 49L253 47V44H254V43L252 44ZM17 43H16V44H17ZM67 43H68V44H67ZM76 43H77V44H76ZM167 43H166V44H167ZM172 43H173V42L169 43L170 45L167 44V45H168V48H169V46H170V47H174V44H175V43H173V45H172ZM247 43H249V42H247ZM259 43H261V42L256 43V47H255V44H254V48L251 49V50L253 51L252 54L249 52V51H250L249 47H247L249 50H247L246 52H249L251 55L248 54V53H243L242 56H241V54H240V57H239L238 54L241 53L244 49H247V48L242 49V51H240V52L236 55V53H235L236 51H234V53H233V51H232V50H233V49L231 48L232 46L230 47L231 50L229 49V46L226 47V48H228V50H230V51H229L230 53L232 52V53L234 54V57H233L234 59L232 58L233 54H232V56H231V54H227L228 50L225 48V50H227V52L225 53V54H227V55H226L227 58H226V61L223 62V63H224V64H223L224 66H223V65H222V66H223L224 68H225V67H226V68H229V67L231 66V62L229 63V60H230V59H231L232 63L235 62V64H237V65H238V63H240V64L242 63V65H244V64L249 65V63L251 64V62H253V60H254L255 58H257L256 60H254L255 63H256V61H257V63H258L259 60H261V64L263 65V66H261V64L259 63L257 66H261L260 68L264 67V63H263V62H264V61H263V60H264V58H263V57H264V51H263V50H264V45L257 46V45H260ZM31 44H32V43H31ZM31 44H30V45H31ZM43 44H42V45H43ZM149 44H151V43H149ZM166 44H163L164 47L166 46ZM177 44H175V45H176V48H177L178 46H180L179 44H178V45H177ZM261 44H262V43H261ZM30 45H27V46L25 45V46H26V48H27V47L30 46ZM77 45H78V46L80 45L81 47H78ZM161 45H162V44H161ZM163 45H162V46H163ZM182 45L184 46V44H182ZM211 45H212V46H211ZM2 46H0V47L2 48ZM25 46H24V47H25ZM76 46H77V47H76ZM86 46H88V47H86ZM149 46H150V45H148L147 48H148ZM187 46H184L185 49H184V47L181 48V49L186 50V47H187ZM207 46H208V47H207ZM209 46H210L211 48H210ZM214 46H215V47H214ZM222 46H223V47H222ZM262 46H263V47H262ZM30 47H31V46H30ZM30 47H28L27 49L29 50ZM75 47L78 48V49H76ZM140 47L145 48L143 51H146V49H147L146 47L143 46V44L140 45ZM140 47L137 48V49H140ZM202 47H203V48H202ZM219 47H220V48H219ZM261 47H262V48H261ZM1 48H0V49H1ZM45 48H46V47H45ZM79 48H81L82 50L79 49ZM99 48H100V47H99ZM134 48H135V47H134ZM134 48H133V50L136 51V49H134ZM143 48H142V49H143ZM162 48H163V47H162ZM165 48H167V47H165ZM168 48H167V49H168ZM174 48H175V47H174ZM174 48H172V49H174ZM206 48H205V49H206ZM209 48L211 49L210 53H209ZM240 48H239V49H240ZM42 49H43V51H42ZM71 49H72V47H71ZM71 49H70V50H71ZM75 49H76V50H75ZM150 49H153V48L151 47ZM150 49H149V50H150ZM154 49L157 50L156 48H154ZM154 49H153V50H154ZM181 49H180V47H179V50H178V48H177V52H179ZM212 49H213L215 52H213ZM220 49H223L224 52H223L222 50H220ZM262 49H263V50H262ZM28 50H27V52L29 53L28 56H30V54H32L33 52H31L30 50L28 51ZM133 50H131V51H133ZM175 50H176V49H175ZM187 50H189V49H187ZM187 50H186V53L188 52ZM192 50H191V51H192ZM195 50H197V51H195ZM203 50H204V51H203ZM240 50H241V49H240ZM71 51H73V50H71ZM131 51H130V54L128 53L127 55L129 56L130 63H132L134 67L136 66V67H135V68H137V69H136V72L138 73V71L141 70V71H140V75H139V78H140V79H142L144 76L147 75V74H144V73L147 72V71H145V69H146V70H148V72H149V73L147 72V73L149 74V76L152 75V74H153V75H155V74L157 75V78H158V79L154 80V83H158V80H162V79L159 78V77H162V76H159V75H161L160 72L162 71V72L164 73V71H163L162 69H160V70L158 69L160 72L157 73L156 71H158V70H157V69H156V71L154 70V68H156V67L153 68V67L151 66V69H153V70H151V69H150V70L153 71V72H154V73H153V72H151V71L149 70L150 67H149V68H147V67L145 68L146 64H147V66H148V65H150L149 63H151V61H154V58H153V60L148 61L147 59H145V56H147L146 54H144V56H143V54H142V55L140 54V55L142 56V60H143V61H142L141 59L138 60V59H139L138 57L135 58L136 54H135V55H134V53L132 54ZM134 51H133V52H134ZM143 51H142V52H143ZM181 51H182V53H185V52H183V50H181ZM181 51H180V53H181ZM194 51H195V52H194ZM202 51L204 52L205 55L207 54V56H208V57L206 56L207 58H209V57H211V58H210L209 60H208L207 58H204L205 56H202V54H203ZM30 52H31V53H30ZM123 52H124V50L122 51V53H123ZM142 52H140V53H142ZM148 52H149V51H148ZM150 52H151V53H150ZM150 52H149L150 54H148V57H147V58L150 59L151 56H153V57L156 56V55H152V51H151V50H150ZM229 52H228V53H229ZM237 52H238V51H237ZM50 53H51V54H50ZM67 53H68V54H67ZM78 53H79V54H78ZM84 53H83V54H84ZM95 53H97L98 55L95 54ZM135 53H136V52H135ZM137 53H139V50L137 51ZM143 53H147V52H143ZM157 53H158V52H157ZM180 53H177V54L180 56V58H181V56L185 55V54H182V53H181L182 55H180ZM190 53H189V54H190ZM197 53H198V54H197ZM201 53H202V54H201ZM212 53H214L215 55L212 54ZM42 54H40V55H42ZM92 54H93V55H92ZM131 54H132V55H131ZM153 54H154V53H153ZM177 54H176V55H177ZM187 54H188V53H187ZM189 54H188V55H189ZM199 54H201V56H199ZM204 54H203V55H204ZM34 55H36V56H34ZM133 55H134V56H133ZM140 55H138V56H140ZM150 55H151V56H150ZM188 55H187V56H188ZM212 55H214L215 57L212 56ZM229 55H230V56H229ZM262 55H263V56H262ZM38 56H39V55H38ZM45 56H46V57H45ZM50 56H49V57H50ZM84 56H85V57H84ZM130 56H131L132 59L135 60V61H133V60L130 58ZM141 56H140V58H141ZM149 56H150V57H149ZM179 56H177V57H179ZM190 56H189V57H190ZM226 56H225V57H226ZM228 56H229V58H230V57H231V58L229 59ZM235 56H237L236 58H238V59L240 58L239 60H237V61H239V62L236 61ZM260 56H262L263 59H262ZM54 57H56L55 59L59 58V59H61V60H62V58H63V59H65V60H62V61H65V62H63V64L60 63L59 65H58V64H54V61H55ZM101 57H102V58H101ZM157 57H158V56H157ZM157 57H155V59H156ZM177 57H176V58H177ZM189 57H185V56H183V60H179L180 58H177V60H178L179 62H177V61L174 60V62H172V67L170 66V69H172L173 71L167 69V71H166L167 73H165V75H168V74H169V75H168V77H167V76H166V77L169 78V76H170V78H171V74H170V73H172V72H173V74L176 73L175 70H176V71L178 70V68H177V67H178V64H177V63H179V64H180V63H181V64H184V66H186V67L188 66L189 68H190V66H191L192 68H194V69L196 68V69H197L198 67H197V65H196V64H197V63H196V59L194 58L195 62L193 63V61H192L193 59H190L191 57H190V58H189ZM200 57H203V58L201 59ZM253 57H254V59H251V58H253ZM47 58H46V59H47ZM77 58H79V59L82 58V60H83V58H85V59L83 60V62H82V65L85 67V71H82V70H81V69H83V68H82V65H80L82 60H81V59H80V60H77ZM122 58H124V53L121 54V59H122ZM137 58H138V59H137ZM160 58H161V57H160ZM184 58H186L187 60H191V65L188 64L190 61L188 62V61H187L186 59H184ZM188 58H189V59H188ZM199 58H200L201 60H204V59H205L204 62H201ZM59 59H58V61H59ZM74 59H75V60H74ZM181 59H182V58H181ZM215 59L217 60V57H216ZM222 59H223V60H222ZM227 59H229V60H227ZM61 60H60V62H61ZM66 60H67V61H66ZM136 60L138 61V63H136ZM184 60H186L188 63H186V61H185V63H183ZM207 60H208V61H207ZM221 60H222V62H221ZM233 60H234V61H233ZM251 60H252V61H251ZM34 61H35V62H34ZM56 61H57V60H56ZM76 61H78L77 63H79V64H77V63L73 64V63L76 62ZM79 61H80V62H79ZM85 61H86L87 63H86ZM139 61H142V62H139ZM145 61H148L149 63H148V62H145ZM156 61H157V59L155 60V62H156ZM158 61H159V60H158ZM181 61H182V62H181ZM199 61H200V62H199ZM211 61H213V63H212L213 65H216L217 62L214 63L215 60H211ZM217 61H218V60H217ZM227 61H228V63H226V64H227V65H226L225 62H227ZM32 62H33V63H32ZM66 62H67V63H66ZM72 62H73V63H72ZM134 62H135V63H134ZM160 62H162V61H160ZM160 62H159V64H161ZM176 62H177V63H176ZM247 62H248V64H247ZM25 63H24V64H25ZM34 63H36V64H34ZM39 63L41 64V68H40L39 66H33V68H32V64L37 65V64H39ZM56 63H59V62H56ZM83 63H84V64H83ZM95 63H96V64H95ZM99 63H100V64H99ZM157 63H158V62H156L155 65H156L157 67H159V65H157ZM175 63H176V64H175ZM192 63L194 64L195 67L192 66V65H193ZM195 63H196V64H195ZM203 63H204V65H203ZM209 63H211V62H209ZM219 63H218V64H219ZM255 63H254V64H255ZM19 64H20V62H19ZM40 64H39V65H40ZM104 64H105V63H104ZM104 64H103V65H104ZM136 64H137V65H136ZM138 64H139V65H138ZM185 64H188V65H185ZM212 64H210V65L213 66ZM220 64H219L218 66H220ZM252 64H253V63H252ZM25 65H26V64H25ZM25 65L22 66V64H20L21 67H24ZM48 65H47V66H48ZM55 65H57V67H58V66H59V67L57 68ZM77 65H78V66H77ZM85 65H86V66H85ZM153 65H154V63H153ZM161 65H162V64H161ZM174 65H175V66H174ZM189 65H190V66H189ZM206 65L208 66V63H207ZM210 65H209L208 67H207V66H205V67L209 68ZM228 65H229V66H228ZM246 65H244V66H246ZM63 66H65V68H62ZM75 66H77V67H75ZM173 66H174V69H175V70L173 69ZM176 66H177V67H176ZM184 66L181 67V65H180L179 67L184 68ZM198 66H199V64H198ZM218 66H216V67H218ZM232 66H234V65H232ZM238 66H239V65H238ZM36 67H38V69L40 68L39 71H36V69H35ZM45 67H46V65H44V68H45ZM80 67H81V68H80ZM86 67H87V68H86ZM141 67H143V68L141 69ZM160 67H162V66H160ZM175 67H176V68H175ZM201 67H199V68L201 69ZM213 67H215V66H213ZM25 68H24V69H25ZM27 68H28V69H27ZM31 68L34 69V71L32 70V73H30V71H29V73H28V70H31ZM54 68H56V69H54ZM60 68H61V69H60ZM162 68H163V67H162ZM192 68H191V69H192ZM199 68H198L197 70L195 69V71H194L193 69H192V70L190 69L191 71H193V72L195 73L196 76L193 74V72H192L193 75H192V74H187V72H185V73L188 75L186 78H184L185 76H184V77L181 76V78H183V79H185V80H187V78L189 77L188 81L185 82V81L182 79V80L184 81V82H183V81H180V80H179L180 82L185 83L184 87H187L188 89H191L190 91L187 90V91L184 92V95L186 96V99L188 98V100H187L188 102H190V101L192 102L193 99H195L197 102H198V101H201V100H202V97H203V96L201 97V95H204V94H200V95H199V94L196 92V90L198 89L197 86H200V85L202 86L204 83H205V85H206V81H207V80H203V79H201V80H203V81H202V83H201L200 85H198V84L196 85L195 83H193V84L191 83V78H192L193 81H194V79H195L194 82H196V83H197V80L201 82V80H199V79L201 78L200 76H202L204 73H207V72H204L202 75H201V74L198 75L199 72H200ZM219 68H222V67H219ZM42 69H41V70H42ZM47 69H50V68H47ZM57 69H59V70H57ZM62 69H63L64 71H63ZM179 69H180V68H179ZM184 69H186V68H184ZM184 69H180V71H181V70H184ZM203 69L206 70V68H203ZM210 69H212V70H210ZM210 69H209V70H210L213 74H214L215 72H217V69H215V68H210ZM214 69H215V70H214ZM263 69H264V68H263ZM263 69H262V70H263ZM56 70H57V71H56ZM61 70H62V71H61ZM78 70H81V71H78ZM188 70H189V69H188ZM188 70H187V71H188ZM190 70H189V71H190ZM198 70H199V71H198ZM201 70H202V69H201ZM204 70H202V71H204ZM207 70H208V69H207ZM262 70H261V71H262ZM18 71H17V74H20ZM77 71H78V72H77ZM143 71H144V72H143ZM170 71H172V72H170ZM178 71H179V70H178ZM191 71H190V73H191ZM202 71H201L200 73H202ZM210 71H208V72H209L208 74H204V76H202V78H204V79H208V78H209L210 83L212 84V81L215 80V79H217V76H216L215 74L212 76V74H210ZM213 71H214V72H213ZM218 71H219V69H218ZM37 72H38V74H37ZM150 72H151V74H150ZM168 72H169V73H168ZM174 72H175V73H174ZM185 73H184V74H185ZM188 73H189V72H188ZM196 73H198V74H196ZM217 73H218V72H217ZM260 73H261V72H260ZM36 74H37L38 76H37ZM82 74H83V75H82ZM261 74H262V76L264 77V70L262 71ZM61 75H64V76L62 77ZM143 75H144V76H143ZM209 75H211V76H209ZM20 76L22 77V79H23V76H25L24 78H26L27 80H26V79L22 80V79L20 78ZM79 76H80L81 80H83L82 82H78V81H81L80 78H79ZM208 76H209V77H208ZM214 76H215L216 78H215ZM61 77H62V78H61ZM65 77H66V78H65ZM141 77H142V78H141ZM164 77H165V76H163L162 78L164 79ZM197 77H198V79L196 80ZM199 77H200V78H199ZM210 77H212V78H214V79L212 80V79H210ZM33 78H32V79H33ZM181 78H180V79H181ZM243 78L245 79V77H243ZM243 78H241V82L244 81ZM247 78H248V77H247ZM247 78H246V81H247V83L249 84L250 81L248 82ZM8 79H9V80H12V77H11V78L8 77ZM32 79H31V80H32ZM41 79H43V78H41ZM64 79H65V80H64ZM76 79H78V80H76ZM238 79L240 80V78H238ZM242 79H243V80H242ZM37 80H38V81H37ZM46 80H48V81H46ZM75 80H76L77 82H75ZM209 80H208V81H209ZM222 80H223V79H222ZM222 80H221V81H222ZM249 80H250V79H249ZM6 81H7V82H6ZM23 81H24V82H23ZM35 81H34V82H35ZM193 81H192V82H193ZM204 81H205V82H204ZM262 81H264L263 78H262ZM14 82H13V83H14ZM31 82H33V80L30 81V83H31ZM52 82H51V83H52ZM180 82H179V84H180ZM188 82H189V83H188ZM203 82H204V83H203ZM234 82H235V84L232 85V89H233V93H232V94H230L229 92H227V91H226V88L223 89V87H221V86H224V83H222V82L220 83V82H219V84H221V85H218V86H219V88L221 87V88L223 89V91L220 90L219 96L216 97V98H214V99L212 100V104H213V105H216V106L214 107L215 112L217 113L219 110L226 108V107H227L226 105L230 106L228 103L232 102V100H233L232 103H234V97H236L237 99H240V98H241V99L239 100V102H238V103L240 104V107H241V108H240V109H241V114L243 113L244 115L248 116V115L253 111V113H254L255 115H254L253 113H251V115H249L248 117H250V116L252 117V116H253L252 118L254 119V117L256 116V117L258 118L257 113H255V112H256L255 110H257V109H255V110L253 109V110H252V108L257 107L258 104L260 103V101H261V100H264V94H263L262 96H259L260 94H258L259 92H262V91H263L262 89H264V87H262V86L264 85V84L262 85L263 82H261V85H260V83H259V88L262 87V89H261L262 91H261V90H258V88L255 89L256 87H258V85L256 86L257 83L255 84V83H253V81H251V83H253L252 85H250L251 83H250L249 85H248V84L246 85V84L244 83V84H245L244 87H243V84H242L241 82H240V83H241L242 85H238L239 82H238L237 78H236L235 80H233V83H234ZM10 83L8 82V80H5V84H6V86H5L4 81H3V85H4L5 88L7 87V84H8V86H9ZM80 83H81V85H80ZM210 83L207 82V84H208V85H206V86H207V87H206L207 89L205 88V86H203L201 89L204 88V90H206V91L208 92V91L210 90V85H211ZM233 83H232V84H233ZM28 84H29V83H28ZM31 84H33V83H31ZM31 84H30V85H31ZM222 84H223V85H222ZM17 85H19V87H18ZM26 85H27V84H26ZM47 85H48V86H47ZM70 85H71V87H70ZM73 85H74V86H73ZM237 85L240 86V87H243V88L240 89V90H238V88H240V87H238ZM253 85L256 86V87H253ZM15 86H14V87H15ZM40 86H41V87H40ZM46 86H47V88H46ZM65 86H67V87L64 88ZM75 86H78V87H77L78 89L82 88V90H83V89L85 88L86 91H87V90H88V91L85 92V90H84V92H83L81 89H80L81 91L78 90V89H77L76 91H73L74 88L76 89ZM80 86H81V87H80ZM194 86H196V87H194ZM201 86H200V87H201ZM14 87H13V88H14ZM25 87H27V88L29 89L28 85L25 86ZM43 87L47 89V90L45 89L46 93H44L45 91L43 90V89H44ZM57 87H58V88H57ZM62 87H63V88H62ZM87 87H88V88H87ZM96 87H97V88H96ZM181 87H183V84H181ZM192 87H194V89H192ZM11 88H12V87H11ZM13 88L10 89V91L13 90L12 92H14V89H13ZM27 88H24V89L27 90ZM33 88H34V87H33ZM33 88H32V89H33ZM40 88L43 90L42 92H41V89H40ZM56 88H57V89H56ZM59 88H62V89L59 90ZM98 88H99L100 90H99ZM187 88H186V89H187ZM252 88H254L255 91H253L254 89H252ZM30 89H31V87H30ZM32 89H31V90H32ZM52 89H53V91H55L54 89H56V90H57V91H55L56 93H54V92L52 91ZM94 89H95V90L98 89L99 92H97V90L95 91ZM182 89H184V88H182ZM199 89H200V88H199ZM199 89H198V90H199ZM0 90H1V89H0ZM3 90H5V89H3ZM58 90H59V91H58ZM91 90H94V91H92V92H97L98 95H99V97H101V98H97V97H98L97 93H96V94L94 93V94L96 95V96H94V97H96L97 99H95V98L93 97V93H92V95H90V96L92 97V98H91V97L89 96V94H91ZM103 90H104V91H103ZM224 90H225V93H223ZM237 90H238V91H237ZM249 90H251L252 93H256V90H258L257 93H256L257 95H256V94L253 95V94L251 93V91H249ZM61 91H62V92L64 91L65 94H68V93L70 92V93H69V96H68V95H67V96L65 95V96H64L65 98L62 97V95H61L60 93H58V92H61ZM188 91L191 92V93H194V91H195V98H193L194 95L190 93L191 95H190V94H189V95H190V96L193 95V97H190L191 100H189V95H188V94H187V95L185 94V93H188ZM235 91H236V92H235ZM248 91H249V93L247 94V97H248V96H249L250 98L252 97L251 100H250L249 98L246 99V93H247ZM1 92H2V91H1ZM1 92H0V93H1ZM62 92H61V93H62ZM64 92H63V93H64ZM75 92L78 94V96H81V94H82V97H81L82 99H79L80 97L78 98V96H75V95L73 96L72 93L75 94ZM89 92H90V93H89ZM201 92H202V90L199 91V93H201ZM26 93H28V94H26ZM43 93H44V94H43ZM63 93H62V94H63ZM84 93H85V94L87 93V94H86V95H83ZM250 93H251L252 96L249 95ZM262 93H264V91H263ZM262 93H261V94H262ZM2 94H4V93H1V94H0L1 97L3 96ZM17 94H19V95H17ZM33 94H34V95H33ZM52 94H53V96L56 95L55 97H53L54 100H52V99L49 97V95L52 96ZM59 94H60V95H59ZM101 94H102V95H101ZM207 94H208V93H205V99H204L202 102H200V103H202V104L199 103V104L197 105V102H196L195 100H194L193 104H196V106L202 107V106L205 104L204 102H206V100H207V97H208ZM243 94H244V95H243ZM15 95L18 96V98H19V97H22V96H23V98L25 97L26 99L28 98V96H29L30 98H28L27 100H25V98H24V100H25V101H24V100H21V99H23V98H19V99H18ZM63 95H64V94H63ZM100 95H101V96H100ZM104 95H105V96H104ZM238 95H239V96H241V95L245 96V97H244V98H245V101H243V100H244L243 96H241V97L239 98ZM60 96H61V100L59 101ZM84 96H85L86 98H85ZM88 96H89L90 98H89ZM196 96H197V97H196ZM206 96H207V97H206ZM253 96H255V98H254ZM256 96H258V98H257ZM1 97H0V99L2 100ZM36 97H37V98H36ZM67 97H68V98H67ZM72 97H74V99H71ZM87 97H88V98H87ZM107 97H108V99H109L110 97H112V95H109V96H107ZM107 97H106V98H107ZM260 97H261V99H260ZM31 98H33V99H31ZM47 98H48V99H47ZM56 98H58V99L56 100ZM84 98H85V100H87V99H88V100L85 101ZM112 98H113V97H112ZM112 98H110V99H112ZM242 98H243V99H242ZM262 98H263V99H262ZM15 99H17V100H15ZM66 99H68V100H66ZM69 99H71V100L69 101ZM108 99H107V100H108ZM197 99H198V100H197ZM199 99H200V100H199ZM254 99H255V100H254ZM257 99H259V101H257ZM40 100H42V101L44 100V103H46L47 105L50 104L49 106L52 108V111H53L56 115L58 114V115H57V116H58L57 121H60V123H58V124L60 125V127H59L58 129H56V130H53V129H52L50 134H51L52 136H54V137L58 136L59 134H62L61 136H64V137H65V141H66L67 143H71V145H72V149H73V150H72V149H71V150L69 149V150L66 151V152H64V151L62 152V151H58L56 148H52L50 151H48L47 155H46V156L43 155V157H42L41 159H39V160H34V161L32 160V162H28V159H27V157H26V155H25V154H26L25 152H26V150H27L26 148H27V146H28L29 141H28V138H27L26 136H22V131H23V129H22L23 127H22V125L24 124L25 121H27V120H26L27 117H25V118H22V117H24L25 114H27V112H28V113L30 112V113L33 114L34 116H37V115L39 114V113H38L39 110L41 109V105L43 104L42 101H40ZM62 100L66 101V103H63V107L67 108V109H65V110H64V108H62V102H63ZM82 100H83V102H80V101H82ZM101 100H102V99H101ZM22 101H23V102H22ZM34 101H35V102H34ZM37 101H38V103H36ZM67 101H68V102H67ZM76 101H77V105L75 104L76 107H75L74 105L70 104L71 102H72V103H76ZM250 101H251V103H250ZM256 101H257V104L255 105ZM30 102H32V103H30ZM54 102L57 103V105H56ZM60 102H61V105H60ZM246 102H248V103H246ZM252 102H254V103H252ZM258 102H259V103H258ZM6 103H8L9 108H8V106L6 105ZM48 103H49V104H48ZM79 103H80V104H79ZM83 103H84V105H82ZM232 103H231V104H232ZM243 103H244V104H243ZM2 104H3V103H2ZM2 104L0 105L1 107L4 106V105H2ZM23 104L26 106L25 109H24L25 106H24ZM67 104H68V105H67ZM85 104H86V106H85ZM88 104H89V105H88ZM225 104H226V105H225ZM246 104H247V105H246ZM251 104H252V105H255V107L252 106ZM10 105H11V106L13 105V106L10 107ZM64 105H65V106H64ZM69 105H70V106H74V107L71 108V110H70ZM99 105H100V104H99ZM200 105H202V106H200ZM223 105H224V107H223ZM243 105H246L247 108H245L246 106H243ZM28 106H32L31 109H29ZM33 106H34V107H33ZM37 106H38V107H37ZM52 106H53V107H52ZM58 106H59V108H58ZM96 106H97V107H96ZM158 106H159V105H158ZM251 106H252V107H251ZM60 107H61V108H60ZM100 107H101V106H100ZM100 107H99V108H100ZM7 108H8V109H7ZM68 108H69V109H68ZM78 108H79V109H78ZM84 108H85V109H84ZM19 109H20L21 111H20ZM74 109H76L77 111H75ZM59 110H60V111H59ZM69 110H70V111H69ZM95 110H96V109H95ZM97 110H98V109H97ZM138 110H137V112H133V113H138ZM250 110H251V111H250ZM32 111H33V112H32ZM34 111H35V112H34ZM37 111H38V112H37ZM74 111H75V114H76V113L78 114V115H77V114H76V115H77V117L80 119V120L78 119L79 121L77 120V118H73L75 114L73 115V117L70 116L71 118L67 117L68 115L66 116V112H72V113H74ZM36 112H37L38 114H37ZM63 112H64L63 117L60 118V116H62V113H63ZM150 112H151V113H150ZM152 112H153L154 114H152ZM249 112H250V113H249ZM20 113H21V114H20ZM72 113H71V114L69 113V114L72 115ZM145 113H146V112H145ZM179 113H180V115H179ZM67 114H68V113H67ZM141 114H142V115H141ZM243 114H242V115H243ZM33 115H32V116H33ZM64 115H65V116H64ZM152 115H154V116L151 117ZM178 115H179L180 120H179L178 116H176L177 118H175V119H174L175 121L173 122L174 127H172V129H173L172 131H173V132H172L171 130H170V132H172V133H174V134H177V137H178V138H177V142H178L179 144H178L177 142H176V143H177V145H178V147H177L178 149H179L180 147H183V148L185 149V148L187 147V145H188L189 151L186 149L185 152H187V151H188V152H187V153H184V151L182 150L183 148H182V149L180 148L179 150H180L181 152H182V151H183V152H182V154H181V152H180L179 154L182 155V157H184V159H186L187 162L189 161V159H190V161H191V162H190L191 164H190L189 162L186 163V162H185L186 160L183 161V162H185V163H183V164H184V165H183L184 167H182L183 169L181 168V169H182L181 171H182V175H183V177H184V178H185V177L187 178V176H188V178H189V173L191 172L190 169L193 168V167L195 166V164H196V161L194 160V156H195L197 150L199 149L200 141H201V138H202L201 136L203 135V133H202V132H203V129H202L201 127H199V124L196 123V122H197V117L192 116V118L190 119V122H185V119H184L185 112L179 111V112H178ZM66 117H67V118H66ZM136 117H138V118L136 119ZM139 117H140V118H139ZM147 117H148V118H147ZM193 117H194L195 119H194ZM62 118H63V119H62ZM72 118L74 119L73 121H71ZM149 118L152 119V120L154 119V121H151V122L149 123V120H150ZM60 119H62V120L65 119V121H62V120H60ZM66 119H67V120H66ZM177 119H178V120H177ZM181 119H184V120L182 121ZM193 119H194V120H193ZM253 119H252V120H253ZM14 120H15V121H14ZM134 120H136V121H134ZM145 120H147V122L150 124V125L146 124V126L148 125L147 127L144 126L145 124H144L143 121H145ZM256 120H257V119L255 118L254 121H253L254 124L258 121V120H257V121H256ZM61 121H62V122H61ZM74 121H75V122H74ZM179 121H180V123H179V125H178L176 122H179ZM193 121H194V122H193ZM195 121H196V122H195ZM255 121H256V122H255ZM63 122H64V123H63ZM73 122H74V124H73ZM134 122H135V123H134ZM147 122H145V123H147ZM153 122H154V123H153ZM191 122H193V125H192V126H190ZM6 123H8V124H6ZM65 123H67V124H65ZM75 123H76V124H75ZM77 123H78V124H77ZM139 123H140V122H139ZM139 123H138V124H139ZM151 123H153V124H151ZM185 123H186V124H185ZM56 124H57V123H55L54 125H56ZM71 124H72V125H71ZM138 124H137V125H138ZM176 124H177V125H176ZM183 124L185 125V127H186L187 125H189V126H187V127L185 128ZM194 124H195V125H194ZM17 125H18V126H17ZM63 125H64V126L67 125L66 128H64ZM181 125H182L183 127H182ZM20 126H21L22 128H21ZM193 126H194V127H193ZM13 127H14V128H13ZM18 127H19V128H18ZM76 127H78V128H76ZM5 128H6V129H5ZM74 128H76V131H77V129H78L79 131H80V130H81V131H80V132H79V131L75 132ZM126 128H127L129 131H128V130H125ZM179 128H180V129H179ZM192 129H193V130H192ZM252 129L255 130L254 127H252ZM6 130H7V131H6ZM11 130H12V131H11ZM132 130H131V132H132ZM191 130H192V132H191ZM8 131H9V132H8ZM125 131H126V132H125ZM127 131H128L129 133H128ZM149 131H150V132H149ZM227 131H229V130H227ZM18 132H19V134H18ZM122 132H123V133H122ZM152 132H153V130H152ZM225 132H226V131H224V133H223V132H220V134L217 135V137L220 136V137H218L217 140H219L220 138H221V139L219 140L220 143L216 140V141H217L216 144L218 143V144H220L221 146H223V147L220 146L221 148L219 147V148H220L219 151H220L222 148H224V146H227V145L229 144L228 142H226V141H229V136H228V137L226 136V135L228 134V132H226V134H225ZM121 133H122V134H121ZM124 133H125V136H126V135L128 136V137L126 136L127 138H125V136H124V138H123ZM126 133H127V134H126ZM76 134H79V135H81V136H78V135H76ZM118 134H119V136H118ZM120 134H121V136H120ZM131 134H132V133H131ZM140 134H141V135H140ZM223 134H224V135H223ZM13 135H14V136H13ZM150 135H151V136H150ZM229 135H230V134H229ZM10 136H11L12 138H11ZM76 136H78L82 142H80V141L77 142L76 138H78V137H76ZM111 136H112V137H111ZM114 136H115V137H114ZM188 136H189V137H188ZM148 137H149V138H148ZM181 137H182V138H181ZM79 138H78V140H79ZM112 138L114 139V141H113ZM116 138H117V140H116ZM188 138H190V139L192 138V141H193V138H194L196 144L193 142L194 144L192 143V144H193V145H192V144L190 143V142H192V141H189ZM226 138H227V139H226ZM181 139H182L183 142H181ZM223 139H226V140H225V141H222V144H221V140H223ZM115 140H116L117 143H115ZM134 140H135V142H133ZM145 140H144V141H145ZM178 140H179V141H178ZM44 141H45V140L40 141V146H42V142H44ZM99 141H100V143H99ZM146 141H147V140H146ZM184 141H185V142H184ZM187 141H188V142H187ZM75 142H76V145H78L80 148H77V146L74 145ZM113 142H114V144H113ZM129 142H130V143H129ZM132 142H133L134 145H132ZM180 142H181L182 144H180ZM186 142H187V143H186ZM229 142H230V141H229ZM80 143H81V144L83 143V145L86 144V146L88 147V149L85 148V145H84V146H83V145H80ZM109 143H111V144H109ZM176 143H175V145H176ZM189 143H190V144H189ZM88 144L91 146L90 148H89ZM105 144H107L106 146H109L110 148H109V149H108V147L106 148V147L104 146ZM108 144H109V145H108ZM112 144L114 145L113 147H112ZM120 144H121V147H122L121 149L118 148V147L120 146ZM122 144H123L124 147L122 146ZM136 144H137V143H136ZM184 144H185L186 147H184ZM216 144H215V145H216ZM218 144H217V145H218ZM116 145H117L118 147H116ZM177 145H176V146H177ZM189 145L192 146L193 149H192V147H190ZM195 145H196V146H195ZM217 145L214 146V149L217 148V149H215L216 151H218V147H217ZM103 146H104V147H103ZM179 146H180V147H179ZM218 146H219V145H218ZM114 147H115V150H114V151H115V152L117 151V153H116V154H115V152H114V154L109 153V152H110L109 150H111V149L114 148ZM174 147H175V146H174ZM81 148H82L85 152H83V150H82ZM84 148L87 149V151L89 150V152H87ZM91 148H92V149H91ZM117 148H118V149H117ZM123 148H124V149H123ZM77 149H78V150H77ZM79 149H80V150H79ZM104 149H105V150H104ZM122 149H123V150H122ZM178 149H177V150H178ZM191 149H192V150H191ZM75 150L78 151L77 154H79V153L81 154V152L86 154V155L83 154V155H85V156H83V155L81 154V156H83L82 159H84V158L86 157V159L88 160V158H89L90 156H91V158L93 157V158H92V161L94 160L95 157H97L96 155H94V153H95V154L97 153L98 156L100 155L101 159H100V157H99V160H100L102 163L99 164V163H98L99 160L97 161L96 158H95V160H94V161H95L94 163H95V164L98 163V165H100L102 168L100 167V169H99V167H96V166L94 165V163H93V166H95V169H94L95 172L93 171V169H90V170L87 169V168H89V166H88L87 168H86L85 166L91 164L92 161H91V160H90V161H89V160H88V161H86V160H84V161H80V160H82V159H81V156H80V154H79V156H80V157H79V156L75 153ZM194 150H195V151H194ZM73 151H74V152H73ZM79 151H81V152H79ZM106 151H107V152H106ZM108 151H109V152H108ZM191 151H192V152H191ZM15 152H17L16 156L14 155ZM86 152H87V153H86ZM111 152H113V151L111 150ZM126 152H127V150H126ZM189 153H191V154H189ZM203 153H204V152H203ZM11 154H12V155H11ZM90 154H91V155H90ZM119 154L122 155V156H121V159H120L119 157L116 158L117 156H119ZM184 154H186V155L189 154V159H187V156H188V155H187V156H186V155L184 156ZM101 155H103V156H101ZM11 156H13V157H11ZM94 156H95V157H94ZM109 156H110V159H108ZM76 157L79 158L78 161H76V160H77ZM106 157H107V158H106ZM190 157H191V158H190ZM111 158H112V159L114 158V160H115V159H116V160L113 161V160H111ZM97 159H98V157H97ZM102 159H103V161H102ZM191 159H193V160H191ZM116 161H117V162H116ZM96 162H97V163H96ZM29 163L31 164V172H30V171L28 170V168H27V167L29 166ZM212 163H213V161H210V162H208L207 165L210 164L209 167H211V166H212ZM230 163H232V161H230ZM189 164H190V166H188ZM233 164H234V163H233ZM13 165H14V164H13ZM98 165H97V166H98ZM186 165H187V166H186ZM80 166L82 167V169H81L80 172H82V170H85V169H86V171L88 170L89 173L87 172V173H88V174H87L86 171H85V172L83 171L82 173H84V175H82V173L79 172V170H80L79 167H80ZM91 166H92V164L90 165V167H91ZM93 166H92L91 168H93ZM81 167H80V168H81ZM78 169H79V170H78ZM184 169H185V170H184ZM73 171L75 172L74 174L77 173L76 175L81 174L82 176L80 175V177H83V176L86 177L87 175H88L87 177H89V176H90V172H92V173H91L92 175L95 173V176H94V177H96V178H94L92 175L90 176V178H91V177L94 178V182H93V183H94V184L96 183L95 185H93V183H92V181H91V180H93V178L90 179V180H87V179H89V178H87V177H86L87 179L84 178V177H83L84 179L82 178L84 181H85V179H86L87 182L89 181L88 183L91 182L90 184H92V186H95V187H93L92 190H89L88 187H89L90 185H89L88 183L85 184L86 182H83V180H82L81 178H80V180H79L76 184H80V183H82V185H81V184H80L81 186H80V185H78V186L76 185L77 187L75 186V183H61V182L59 181L58 184H57L56 181L54 180V175H55V174H58V172H60V173H66V172H71V173H73ZM181 171H180V172H181ZM96 173H97V174H96ZM85 174H86V175H85ZM102 174H103V172H102ZM103 175H104V174H103ZM98 177H99V178H98ZM97 178H98V179H97ZM186 178L184 179V181L186 182L185 188H184V190H182V191L179 192L182 196H183V195H185V196L191 195L190 190H191L192 188H194L195 185H196V184H195L196 181H195L194 183H193V182H189V179H186ZM104 179H105V180H104ZM190 179H191V178H190ZM81 180H82V181H81ZM95 180H96V181H95ZM190 181H191V180H190ZM193 181H194V180H193ZM83 183H84L85 185H89V186H86L87 188H85V187L83 188L82 186H85V185H83ZM71 184H72V185H71ZM188 184H189V186H188ZM78 187L83 188V189L80 190V188H78ZM90 188H92V187L90 186ZM186 189H187V190H186ZM188 189H190V190H188ZM82 191H83V192H82ZM90 191H91V192H90ZM185 191H186V192H185ZM191 191H193V189H192ZM0 193H3V194H4L3 197H1V199H0V213H1V215H2L1 217H3V216L5 217L6 215L10 214V212H11L14 208H17L18 205H17V204H14L15 202H16V203H17V202H21V203H23V202L25 201L26 197H27V193H26L25 189H21V190H20V189H17V188L15 187V184H13L12 182L9 183V184H7V183L1 181V182H0ZM63 195H64V197H63ZM67 195H68V196H67ZM178 195H179V194L174 195V196H172V197H168V199H169L168 201H169V203H170V205H171V209L173 210V216H171V217H169V218L167 217L168 219L178 218V217H180L181 215L185 214V212L187 211V207L185 206V204H184L183 202H181V195H179V196H178ZM177 196H178V197H177ZM65 197H66V198H65ZM173 197H175V198L177 197V198L174 199ZM67 198H68L69 200H67ZM78 198H79V199H78ZM64 199H66V200H64ZM72 199H73V200H72ZM5 200H6V201H5ZM71 200H72V201H71ZM178 200H179V201H178ZM63 201H64V202H63ZM67 201H68V202H67ZM177 201H178V202H177ZM72 202H73V203H72ZM64 204H65V205H64ZM66 204H67V205H66ZM70 204H71V205H70ZM61 205H62V206H61ZM64 206H65L66 208H65ZM67 206H68V207H67ZM254 206H256V204L253 205V207H254ZM40 208L42 209V211H41ZM53 208L55 209V211H54ZM185 208H186V209H185ZM247 208H249V206H248ZM247 208H246V209H247ZM250 208H251L252 210H254V208H252V206H250ZM250 208H249V210L247 209L248 211H246V212H249V213H246V212H245L246 209H245V210L243 211V214H242L240 217H237V218H235L234 216H232V214H229L225 209H222L221 211H218V212L215 214V217L217 216V218H218L219 220H223V221H225V219H227V218H233V219L235 220V221L232 220L233 222H232L230 225H228V226L225 228V230H224V231L220 234V236H219V238L224 239V240H226V241L228 242V243L225 242L224 244L228 245L230 242L232 243V242L235 240V236H236V238H237V237L240 238L241 235H240V236H238V235L240 234L241 229L244 228L243 224L246 225L245 222H253V223H254V222H261V223H263V227H262V229H261V232L264 231V222H263V220H264V215H263V217H262V214L264 213V212H263V211H264V208H262L260 211H258V209H256V210H257L256 212L250 210ZM256 208H258V207L256 206ZM59 209H60V210H59ZM39 210H40L41 212H39ZM57 210H58V211H57ZM262 210H263V211H262ZM45 211H49V213L51 214V216H50V218H51V220H50L51 228H50L49 230L47 229V226L43 227V226H40V225L37 224L39 218H40V219L42 218V216L44 215V212H45ZM244 212H245V213H244ZM250 212H251V215H252V213L254 212V214L256 213L258 216L255 214L256 216H254V217L252 216V218H251V217H250ZM262 212H263V213H262ZM59 213H60V215H61V214H62V215H61V216L59 215V217H58L57 214H59ZM63 213H64V214H63ZM259 213H260V216H261L260 219H259ZM66 214L68 215V218H69L70 220H68V218H67V220H64V222H63V219H64V218L66 219V217H67ZM247 214H248V215H247ZM254 214H253V215H254ZM246 215H247V216H246ZM56 216H57V218H56ZM64 216H66V217H64ZM231 216H232V217H231ZM60 217H61V218L64 217V218H63V219H60ZM172 217H173V218H172ZM255 217H256V218H255ZM257 217H258V218H257ZM247 218H248V220H247ZM37 219H38V220H37ZM36 220H37V221H36ZM71 220H72V221H71ZM236 220H238V222H236ZM240 220H241V222H240ZM242 220H243V221H242ZM31 222H33L34 224L31 223ZM65 222H67V223H65ZM69 222H72V223L69 224ZM239 222H240L241 224H237V223H239ZM95 223H96V224H95ZM242 223H243V224H242ZM53 224H54L55 226H53ZM226 224H227V223H226ZM236 224H237V228H236ZM35 225H36V227H37L36 232L33 231ZM37 225H38V226H37ZM64 225H65L66 227H65ZM93 225H94V226H93ZM96 225H97V226H96ZM238 225H239V226H238ZM240 226H241V227H240ZM232 227H233V230L231 231V228H232ZM53 228H54V229H53ZM64 228H65V229H64ZM92 228H95L96 231L93 230ZM235 228H236V229H235ZM88 229H89V230H88ZM228 229H229V231H228ZM234 229H235V230H234ZM238 229H240V230H238ZM87 230H88V231H87ZM48 231H49V232H54L55 234L57 233L58 236H56L55 234H54L55 236H54L53 234H48ZM93 231H95V232H93ZM235 231L237 232V234H235V233H236ZM224 234H226V236H227V235L230 236L229 239H228V237H227V238H226V237L224 238V236H225ZM229 234H230V235H229ZM263 234H264V232L262 233V235H263ZM52 235H53V236H52ZM61 235H62V236H61ZM234 235H235V236H234ZM233 236H234V238H233ZM32 237H35V238H32ZM56 238H58V239H57V243H58V240H60L59 238H61V241H63V242L59 241V243H62V244H64V245H62V244H60L61 246H60V245H57V244H56ZM238 238H237V239H238ZM93 239H94V240H93ZM232 239H234V240L232 241ZM237 239H236V241H237ZM47 240H50L52 245L48 244ZM65 240H66V241H65ZM87 240H88V241H87ZM230 240H231V241H230ZM64 241H65V242H64ZM73 241H74V242H73ZM91 241H92V242H91ZM238 241H239V240H238ZM238 241H237V242H238ZM262 241H263V238L261 239V242H262ZM237 242H234V243H237ZM54 243H55V245H54ZM59 243H58V244H59ZM91 244H93V245H91ZM232 244H233V243H232ZM38 245H39V246H38ZM40 245H42V246H40ZM49 245H50V247L48 248ZM87 245H88V246H87ZM12 246H13V247H12ZM14 246H15V247H14ZM43 246H44V247H43ZM53 246H54V248H53ZM56 246H57V247H56ZM229 246H232V245L229 244ZM256 246H257V245H254V246H253V247H255V249H254V248H253V249H252V248L250 249V247H252V246H249V245L244 246V247H246L245 249H244L243 247L241 248V249H242L241 251H244V252H240V251H239V253L241 254V259H242V258H245L244 260L242 259V261H244V262H242L241 260H239V258H240V254L238 253V255H237V256H238V260L240 261L241 264H242V263H243V264H248L249 260H251V259H252V262H251V263H253V264H257L258 262H259L260 264H263V263H264V259H260V258H259L260 256H261V258H264V248H263V249H257V250H258V251H257V250H256ZM11 247H12V248H11ZM42 247H43V248H42ZM225 247H226V246H225ZM18 248H17V249H18ZM44 248H45V249H44ZM57 248H58V249L60 248V249L57 250ZM10 249H11L12 251H10ZM20 249H19V250H20ZM248 249H250L251 251H249ZM3 250H4V251H3ZM19 250H18V251H19ZM37 250H38V249H37ZM245 250H246V251H245ZM253 250H254V251H253ZM259 250H260V251H259ZM9 251H10V252H9ZM55 251H57V253H56ZM39 252H40V251H39ZM52 252H53V254H52ZM249 252H250V253H249ZM251 252H252V253H251ZM253 252H254V253H253ZM17 253H18V252L16 251V254H17ZM242 253H243V254H242ZM246 253H247V254H246ZM248 253H249V254H248ZM4 254H6V252H4ZM245 254H246V255H245ZM243 255H245L246 257L243 256ZM247 255H248V256H247ZM237 256H235V257L233 258L235 261L237 260V259H236ZM242 256H243V257H242ZM256 256H258L259 259H258ZM255 257H256L257 260L255 259ZM246 258H248V260H247ZM233 259H231V260H233ZM246 260H247V263H246ZM258 260L263 261V262H260V261H258ZM239 261L235 262V264H240ZM255 261H256V262H255ZM230 263H231V261L229 262V264H230ZM232 263H233V261H232ZM259 263H258V264H259ZM233 264H234V263H233ZM249 264H250V263H249Z\"/></svg>", "mask_w": 264, "mask_h": 264}]
</instances>
